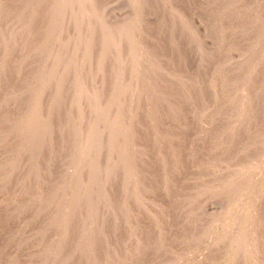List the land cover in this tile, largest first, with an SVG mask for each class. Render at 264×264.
<instances>
[{"label":"rangeland","instance_id":"rangeland-1","mask_svg":"<svg viewBox=\"0 0 264 264\" xmlns=\"http://www.w3.org/2000/svg\"><path fill=\"white\" fill-rule=\"evenodd\" d=\"M50 1L51 0H49L48 3H50ZM59 1H62V0H59ZM67 1L68 2L66 3V0H63V2H64L63 3V10L58 15L59 16V22H60L61 26L66 27V30H67V26H69L68 28L70 30H68V31H71V33H69L70 36L68 35L69 38H68L67 34H66V36H65V34L63 35V44L66 41H67V43H66V45H64V47L61 46L60 51H59V53L63 59V62L66 60L65 61L66 63H63V66H62L63 70L61 69L60 73L56 76H53V77H51L50 75L49 76L46 75V76H48V78H47L48 80L46 78H44L45 80H43L39 83L35 82L38 78H35V77L33 78L31 75L25 76V79L27 81H30L29 83L26 81L29 86L36 84L37 86L41 85V86H38V88L41 87V90L45 89V91L42 90L44 93H46L45 97H44L45 98L44 102L46 101L47 97H48V99H47L48 102L46 101V103H44L42 106V113H44L46 111V113L44 115L42 114L43 116L47 115V110L51 108V107L49 108V106H52L53 93L55 91L52 90L53 91L52 92L50 89L51 88L54 89L55 87H57V89L60 88V90L63 93L67 90L63 94L58 89L60 92V94H58V96L60 95V97L57 101L59 103L57 102V104L55 106L53 117L49 120L50 125L48 126V130L45 133L43 131H40L38 128L34 127L32 125L33 120L32 119L30 120V118H29V120L27 119L26 122L24 123L25 124V131H26L25 133L27 134V139H29V138L31 139V137L37 138L36 143H35L36 148L34 149L35 151L33 150L32 153L30 154L32 156H30V155L25 156L24 153L22 154V151L24 152V148H23L24 146L22 147V146L18 145L19 143H17L18 140H20V138L17 140L12 138V137H15V134H14L15 130L19 126L20 127L22 126V116H23V110H25V107H24L25 101L22 102V104H21V100L18 99L20 96L18 98L13 99L11 101V102H13V105L10 102L8 109H6V107L4 108V109H6L5 117H4V115H2V112H1L2 104L0 102V123H1L0 125H2V123H3V125L0 126V133L2 130L4 131L0 135V143H1L0 144V146H1L0 147V183H1L0 184V210H2V212L0 211V264H4V263L5 264H12V263L13 264H22V263L23 264H49V263L54 264L57 261L62 262L63 261L62 258L63 259L66 258L65 257L66 255H64V254H67V251H69V253L72 254V255L70 254L72 256V257L70 256L71 260L68 258L67 262H70L72 264H82L83 263L82 261H84L83 264H92V263L93 264H102L104 262H107L104 264H114V263L118 264L120 261L121 262L119 264H137L136 262H139L138 264H143L142 261L147 262L144 264H150L151 262H152L151 264H156V263L157 264H159V263L160 264H209V263L210 264H264V254H263L264 253V247H263L264 246V231H263L264 230V227H263L264 226V223H263L264 222V208H263L264 207V204H263L264 203V194H263L264 193V82H262V80H264V73H263L264 72V62H263L264 61V46H263L264 45L263 44L264 43V28H263L264 27V0H239V1L238 0L237 1L236 0H145V1L144 0H93V1L92 0H89V1H87V0H70V1L67 0ZM76 1H77V3H79V10L78 11H76L78 8V5H77V8L75 6L77 4ZM94 1L96 2V4ZM44 2H45V0H44ZM226 2H228V3H226ZM227 4H228V6H227ZM65 5L67 7H65ZM96 5H97V7H96ZM153 7H155L157 11L155 9H153ZM75 8H76V10H75ZM90 8H92V9H90ZM176 8H178V10ZM94 9H95V11H94ZM67 10H69V11L67 12ZM72 10L74 11V14L72 13L73 12ZM160 10H162L163 13ZM149 11H150V13H149ZM170 11H172L173 13ZM62 12H63V14H62ZM76 12H78L79 14L82 13V14H80V16H82V15H85V16L80 17L79 14ZM157 12H158V14H157ZM214 14H215V16H214ZM261 14H262V17H261ZM63 15H65V17L68 16L67 19L63 18L64 17ZM73 15H75V16H73ZM153 15H155V16H153ZM47 16L48 15H46V17H44L45 19L43 22L48 23V17ZM74 17H76V18L74 19ZM85 17H87L89 20L86 19ZM93 17L95 18L94 19L95 23L93 22V19H91ZM98 17H100V18H98ZM157 17H159L158 20H157ZM169 17H170V19H169ZM83 18H85V19H83ZM171 18L173 20H171ZM77 19H79V21ZM160 19H162V20H160ZM86 20H88V21L92 20L91 21L92 24L90 22L87 23ZM61 21H62V23H61ZM64 21H66V23ZM73 21H76L78 23V25L76 22L73 23ZM9 22L8 23L10 25L11 24L13 25V26L9 25L10 28L13 27V30H18V28H17L18 25H15L14 21L11 20ZM84 22H86V23H84ZM4 24H5L4 26H6V22ZM88 24L91 26H89ZM107 24H109V26ZM70 25H71V28H70ZM96 25H98V26H96ZM139 25L141 27H138ZM242 25H244V26H242ZM14 26L16 28H14ZM120 26H122V27H120ZM246 26H248V27L246 28ZM258 26H260V27H258ZM6 27H5V30H8ZM85 27L88 28V31H87V28H85ZM89 27H91V29L92 28H94V29L91 30V29H89ZM100 27H101V29H99ZM115 27L118 29H115ZM84 28L86 30L82 31V34H80L81 32L75 33V32H79L81 29L83 30ZM113 28L116 30L115 31L116 33H112ZM236 28H240V31H241L240 34L241 35L239 34V36L234 37L232 34H233L234 29H236ZM73 29H74V31H73ZM260 30H263V31H260ZM230 31H232V32H230ZM258 31H260L261 33L260 32L258 33ZM157 32L159 34L156 35ZM252 32H253V34H252ZM254 32H256V33H254ZM96 33L101 35V36L99 37L98 35H96ZM182 33H184V34H182ZM72 34L74 37L72 36ZM92 35H95V36H92ZM173 35H175L176 39H172L171 41H173L174 45L176 44V46L177 45L178 46L176 47V46L172 45L173 43L172 44L170 43L171 46L169 45V47L167 48L169 41H170V38L174 37ZM97 36H98V38H96ZM105 36H106V38H105ZM110 36H112L111 38H112L113 42L115 40H119V41H121V43H123L122 47L123 46L126 47V48L123 47V55L122 56L124 58H126V59H123V61H125V65L127 64L130 67H128L126 65L127 69H125L124 72L122 71L119 74V77L121 79L120 82L122 83V84H118V87H119L118 92L120 94L119 97H116V99H115V96L113 95L114 98L112 99V96L110 94L111 92H109L108 96H110L112 99V105H111L112 109H111V111L109 110L110 113L108 110L105 111L106 110L105 107H102V106H101L102 109L98 108L99 111L96 113V111H93L90 109H89L90 110L89 111L87 109L89 107H87L85 105V103L89 98H91V99L94 98L92 96V93L90 92L92 90L93 86L96 87L99 84L97 87L101 86V87H103L104 90H106L103 83H102V85H100L101 82L98 83V80L104 78V76L106 74L110 73L112 70H109L106 73H104L105 71H103L102 69L105 66H107V67H112L113 69H115L114 72H117L120 70L119 66L117 64H115L117 54H116V52H114L115 51L114 46H116V45L114 44L113 47H111V48H105L104 47L105 43H106L105 41ZM148 36H150L151 38ZM167 36H169V37L167 38ZM253 36H256V37L253 38ZM100 38H102V39L100 40ZM238 38L241 41H239ZM68 39L69 40L72 39V40H70V43L68 42ZM98 39L100 40V42H98ZM103 39H105V40H103ZM121 39H123V40H121ZM228 39H230V40H228ZM231 39H233V40H231ZM37 40L38 39L36 37V40L34 41V43L36 42L35 43L36 47L32 50H29L32 55H35V54L37 55L40 51H42V49L46 50V48L48 47V46L46 47V44L44 42H42L41 40L38 41V43H39L38 44ZM156 40H157V42H156ZM236 40H237V42H236ZM93 41H94V43H93ZM153 41H154V43H153ZM96 42L98 44L100 43L103 47L101 45L97 46ZM151 42L154 46H152V44H149ZM95 43H96V45H95ZM155 43H156V45H155ZM157 43L159 44V47H157ZM43 44L45 45V47ZM147 44L149 47H146ZM229 44H231L232 47L233 46H235V47L231 48V46H228ZM164 45H166V46H164ZM244 45H246V46L244 47ZM172 46L175 48H173ZM154 47H155L156 51L153 49ZM161 47H163L162 48L163 54L160 53V52H162ZM164 47L166 48V50L164 49ZM227 47L228 48L230 47L231 49L228 50ZM237 47H239L240 50ZM63 48H64V50H63ZM199 48H200V50H199ZM111 49H112V51L114 50L113 51L114 53L113 52L110 53ZM169 49L170 50L172 49V50L170 51ZM257 49L260 52L259 51L256 52ZM63 51L64 52L66 51V52L64 53ZM253 51H254V53H253ZM98 52H100V55ZM171 52H172V54H171ZM82 53H84V55ZM125 53H126V55H125ZM244 53L247 55L245 56ZM79 54H82V57L84 56V58L81 59L82 57L77 56ZM89 54H90V56H89ZM111 54L113 56H111ZM159 54L161 55V57ZM164 54H166V55H164ZM179 54L181 57L179 56ZM94 55H96L95 56L96 58H97V56H99L97 59L101 60V62L97 61V59L94 57ZM145 55H147V56H145ZM212 55H214V56H212ZM104 56H106V57L108 56L107 61L105 60L106 57H104ZM89 57H91V58H89ZM152 57H154V58H152ZM87 58H89L90 60L88 59L89 60L88 61ZM177 58H179V59L182 58V59L179 60ZM110 59L111 60L113 59L114 61L112 62V61H110ZM144 59L147 60L149 62V64L152 63V66L150 67V71H149V76H151V77L150 78L146 77V79L143 78L144 79V82H143V81H141V80H143L142 78H139V79H141L139 81V79L135 78V76L138 74V72L136 70H138L137 68H139L138 67L139 64ZM240 59H241V61H240ZM80 60L81 61L83 60V61L80 62ZM136 60H137V62H136ZM94 61H95V63H97L96 65H95ZM138 61H139V63H138ZM178 61H180V62H178ZM243 61H245V62H243ZM130 62H132V65L131 64L129 65ZM168 62H169V64H168ZM72 63L74 64V66L75 65L77 66V64H75V63H78L79 64L77 66L78 68L75 66V70H74V68L72 67L73 66ZM99 63H101V64L105 63V64H103V67H101L102 65L100 66ZM199 63L203 64V65L201 64L202 68H201V66L199 67V65H200ZM114 64H115V66H114ZM134 64L137 65V68ZM90 65H91V67L93 65L94 68L93 67L91 68ZM157 66L159 67V70L156 69ZM88 67H90V69ZM97 67L98 68L100 67L102 71L98 70ZM160 67L163 69L161 70ZM206 67H207V69L205 70ZM233 67L235 69H233ZM247 67H248V69H247ZM152 68L154 71H151ZM259 68H261V69H259ZM95 69H97V70H95ZM155 69H156V71H155ZM168 69L169 70L171 69V70L169 71ZM93 70H95V71H93ZM165 70H168L169 73H167V71H165ZM257 70L261 71L262 74L261 73L260 74L262 76L259 73L257 74ZM91 71L94 72V73H92L93 75H91ZM97 71H100L101 76L99 74H96V73H99ZM195 71H196V73H195ZM247 71H249V73H247ZM253 71H254V73H253ZM82 72H84V73H82ZM126 72H127V76H126ZM72 73H73V75H72ZM124 73H125V75H124ZM70 74H71V76H70ZM102 74H103V76H102ZM162 74H167V75H162ZM248 74L250 75L251 78L249 77ZM254 74H255V76H254ZM94 75H95V77H97V79H98L97 81H94L95 80ZM187 75H188V77H187ZM77 76H78V78H77ZM166 76H168V77H166ZM253 76H254V78H253ZM54 77L55 78L59 77V78L57 80ZM91 77H93V78L91 79ZM233 77H235V79ZM244 77L247 79H245ZM258 77H259V79H258ZM51 78L54 79V81L50 82L49 79H51ZM123 78H125V80ZM226 78H227V81H225ZM256 78L258 79V82L261 81L263 84L259 83V85L261 86L259 89V92H261V93H259L260 95L257 94V95H259V97H257V95H256L257 99L254 100L255 96L254 95L251 96V93H250V92H252V91H250L252 88L251 86L254 83L251 84L250 82L251 81L256 82L257 81ZM59 79H60V81H59ZM135 79L138 80V83H135V82H137ZM214 79L218 82L220 80L221 82H219V83L220 84L222 83L221 85H223L222 86L223 88ZM253 79H256V80H253ZM55 80H57V81H55ZM82 80H83V82H82ZM102 80H104V79H102ZM102 80H100V81H102ZM152 80H154V81H152ZM168 80H169V82H168ZM212 80H213L212 85L216 86L214 89L210 88V87H212V85L209 83V81L211 82ZM238 80H239V82H238ZM240 80H242L243 83ZM22 81L23 80L20 79V81L18 83L16 82L17 84H15L17 87H19L18 89H17V87L15 88V90L17 92H21L20 91L21 88L18 84L19 83L21 84L24 82V81L23 82ZM90 81H92V83L94 81V83L92 84V83H90ZM125 81H127V82L125 83ZM133 81H135V82H133ZM146 81H148V82H146ZM132 82H133L134 86H133ZM214 82L217 84H214ZM226 82H228L229 85ZM50 83H52V85ZM149 83H151L152 85ZM47 84L48 85L50 84L51 86L50 85L47 86ZM54 84H55V87L53 86ZM127 84H129V85H127ZM36 85L34 87H37ZM188 85H190V86L192 85V87H190ZM207 85H209L210 87H208ZM7 87H6L7 89H5V90H9L10 85ZM128 87H129V90L131 89L130 91L137 92L139 90L137 93L142 94L141 95L142 99H140L141 100L140 102H139V100H135L136 103H138V105L135 103V105L131 106L130 102L128 105L126 104L130 100V97H129L128 101H126L129 95L128 96L126 94L121 95V93H123V92L125 93V90ZM142 88H146V89H142ZM217 88H218V90H217ZM219 88L220 89L222 88L220 90V93H217L220 96L217 94L215 96L214 92L215 91L219 92ZM31 89H34V88H31ZM63 89H65V90H63ZM82 89H83V91H85L84 95L87 94L86 97L82 94L83 93L81 91ZM248 89H249V91H248ZM55 90H56V88H55ZM68 90H69V93H68ZM70 90H72V91H70ZM147 90H149V91H147ZM210 90H211V93L213 92L212 94L210 93ZM212 90H214V91H212ZM30 91H32V90H30ZM77 91H80L81 93L79 94V93H77ZM175 91H176V93H175ZM190 91H193L194 93L193 92L190 93ZM32 92L29 94H32ZM70 92H72V94H70ZM74 92H76V94ZM171 92H174V93H171ZM224 92H227V93L224 94ZM105 93L108 94V92H106V91H105ZM177 93H178V95H177ZM203 93H204V96L200 95ZM248 93L250 94V96L248 95ZM65 94H67V95H65ZM77 94H79L78 95L79 98L76 99V102H77V100H79L78 102H81V103H78V104L76 103V105H77L76 106L75 104H73V103H75V101L73 100V96L77 95ZM171 94L174 95V97ZM188 94L189 95L191 94L190 96H192L193 98H191ZM244 94H246V95H244ZM80 95H81V97H80ZM170 95H171V97H170ZM33 96H35V94H32L30 96L31 98L29 97L30 102H29V100L26 101V105L30 106L29 104L31 103V106L29 109L31 111L33 110L32 111V112H34L33 117H35L37 105H34L36 103V101H35L36 97L33 98ZM144 96H146V97H144ZM229 96L232 100L230 98L228 100ZM62 97H63V99H66V101L63 100ZM143 97L146 99L143 100ZM150 97L152 99L149 100ZM213 97H214V99H213ZM81 98H83V99H81ZM86 98H88V99H86ZM120 98L122 100L124 99L125 101H122ZM165 98H167V99H165ZM210 98L213 99V101ZM245 98H249V99L247 100L246 106H243V105H241V102ZM250 98H252V99H250ZM16 99H17V101H16ZM71 99L73 102L71 101V103H70ZM119 99H120V101H118ZM168 99H170L169 103H168ZM202 99H203V101H202ZM215 99H217V100H215ZM236 99H238L239 102H237ZM196 100H199V101L197 102ZM230 100L232 101L230 103H233V105L228 103V101H230ZM67 101H69V104H67L68 103ZM146 101H149V103H147ZM163 101L165 103H167L168 110H165V112L161 111L162 113L159 112L157 115V113H155L154 108H155V106H158L161 103H163ZM206 101L209 103V106H208V103ZM65 102H67V103H65ZM211 102H213V103H211ZM49 103H51V104H49ZM142 103H143V105H142ZM46 104L47 105L49 104V105L47 106ZM71 104H73L74 107ZM82 104H84L85 106ZM201 104H203V105H201ZM210 104H211V106H210ZM216 104H218V105H216ZM69 105H70V108H69ZM114 105H116L115 106L116 108H113ZM149 105H155V106L147 107ZM173 105H174V107H173ZM222 105L224 106L223 108H222ZM202 106H203V108H204V106H206L208 109H206V108L202 109ZM217 106H218V108H217ZM238 106H240V107H238ZM31 107H33V109ZM56 107H57V109H56ZM71 107L75 111L78 110V112L74 113V110H72ZM78 107L81 110H79ZM198 107H199V109H198ZM209 107H210V109H209ZM228 107H230V108H228ZM46 108H48V109H46ZM130 108H132V109H130ZM193 108H194V110H193ZM195 108L198 110L196 111ZM236 108H237V110H236ZM238 108H240V109L245 108V110H239L240 112L238 113L237 112ZM82 109H84V111ZM115 109H117V110H115ZM181 109L182 110L184 109V110L182 111ZM220 109H223V112L219 111ZM121 110H123L122 111L123 114H122V112L121 113L119 112ZM190 110L191 111L193 110V111L189 112ZM204 110H205V112L203 113L202 111H204ZM232 110H234V112H232ZM39 111H40V109H39ZM80 111H82V112L80 113ZM88 111H89L90 115H88V114L86 115V113H88ZM91 111H92V113H91ZM101 111L102 112L104 111L105 113H102ZM115 111L116 112L118 111V112L116 113ZM145 111H150V112L147 113ZM212 111H214L215 113L218 112V113H216L217 116ZM227 111H228L229 116L226 113ZM72 112L75 114V117H74V114H70ZM180 112H183L184 115L180 114ZM99 113L101 115H99ZM149 113H151V114H149ZM154 113L156 116H158L159 119L157 118V120H154L152 118V115H154ZM192 113H194V114L196 113V115H194ZM207 113H210V114L212 113V114L210 115ZM224 113H226V114H224ZM66 114H68L67 115L68 118H67ZM81 114H83V115H81ZM190 114H191V116H190ZM197 114H200V115L202 114V115H204V117H206V115H207L208 117L204 118L201 116V118H200V115H197ZM219 114H220V116L222 115L223 118L226 116V119H228V120L224 119V124H220L221 122L223 123V121H221L222 118L219 116ZM71 115L74 118L70 119ZM92 115H94L95 117L93 118ZM112 115H114L115 117ZM172 115H173V117H172ZM1 116H2V118H1ZM79 116H80V118H79ZM116 116H118V117H116ZM195 116H196V118H195ZM210 116H211V118H210ZM213 116L214 117L216 116L215 117L216 119ZM58 117L61 120H59ZM89 117H90V119H89ZM91 117H92V119H91ZM103 117H105V119ZM113 117H114V119H112ZM140 117H142V118L140 119ZM147 117L150 120L147 119ZM170 117H172V118H170ZM177 117H178V119H177ZM189 117H190V119L192 118V120H190ZM217 117L219 118L220 123H218L219 121H218ZM95 118L96 119L99 118V119L96 120ZM102 118H103V120H102ZM122 118H123V120H122ZM175 118L178 121H176ZM4 119H5V121H2ZM56 119H57V121H56ZM126 119L128 121H126ZM245 119H246V121H245ZM10 120H11V122H14V123H11V122L6 123ZM99 120H101L100 123H102L100 125H99ZM119 120L122 121L123 123L119 122ZM225 120H226V122L228 121L226 123L227 128H225L226 127ZM235 120H236V122H235ZM61 121H63L64 124L62 127H59ZM174 121L176 122L175 124H174ZM248 121H250V122H248ZM84 122H85V125H84ZM91 122L97 125V126H95L96 129L93 127L94 125ZM127 122L131 123V127L128 131L123 132L122 127ZM202 122H207L208 126L205 127L206 123L204 124ZM89 123L92 125V127L90 126ZM115 123H118L119 125L118 124L115 125ZM217 123H218V125L215 126ZM236 123H238V124L236 125ZM12 124H13V126H12ZM103 124L105 127H103ZM110 124H111V126H110ZM137 124H139V125H137ZM158 124H160V125L157 126ZM228 124H230V125H228ZM231 124L232 125L234 124L236 126L235 127L233 125L234 130L232 129L233 126ZM88 125L92 128V130H89L91 128H88ZM137 126H139L140 128L138 129ZM241 126H243V127H241ZM109 127H111L110 131L114 128L112 130L113 136L112 137L110 136L111 140L108 139L109 136H107V135H109L108 134ZM132 127H133V129H132ZM157 127H159V128H157ZM187 127H190V128H187ZM215 127L217 129H215ZM221 127L223 128V130ZM49 128L52 129V132L50 131ZM93 128L95 130H93ZM100 128H102L103 133L101 132ZM105 128H107V129L104 132L103 130H105ZM162 128H163V130H162ZM219 128H220V131L218 130ZM230 128L232 129L233 132L231 131ZM97 129H100V131ZM144 130L150 131V134H151L150 140L151 141L145 139V137H144L145 131ZM205 130H206V132H205ZM239 130H241L242 132H240ZM48 131L50 134L48 133ZM54 131H55V133L57 131H59L58 137H56V139L53 138L51 140L52 142L49 141L50 142L49 145H48L49 142L47 143L48 146L47 145L44 146L41 149L42 151H39L40 149L38 150V148H40L41 145L39 144L40 146H38V141H40V139L43 137V135H46V133H47L46 137L47 136L49 137L50 135L52 136ZM162 131L165 134L164 135L165 141H164L163 149H162V154H163L162 157H164V158H166V156L169 157V158L167 157L164 160H162L163 158H161V152H159V150L156 148V145H155L156 141L154 139L156 134H161ZM176 131H178V132H176ZM207 131H208V134H207ZM134 132H136V133H134ZM42 133H44V134H42ZM133 133H134V135H133ZM138 133H139V135H138ZM193 134H197V135L193 136ZM221 134H223L222 137L220 136ZM135 135L137 136V138ZM153 135H154V137H153ZM170 135H172L173 137ZM207 135H208V137H207ZM79 136H81L83 138H81ZM104 136L106 139H104V138L102 139V137H104ZM133 136H135V137H133ZM168 136H170L169 139L167 138ZM187 136L193 137L194 139L193 138L191 139L190 137H187ZM202 136H204L205 138L201 139ZM214 136H216L217 138ZM235 136H236V138H235ZM74 137L75 138L76 137L81 138V142L84 140L82 142V145H80L81 148L79 146V148L77 149V148L72 146L71 142L75 139ZM113 137H114V139H113ZM126 137H127V139H126ZM182 137H183V139H182ZM10 138L13 140H11ZM220 138H222V139H220ZM230 138H232V139H230ZM25 139H26V137H25ZM117 139H118V141H117ZM122 139H125V141L122 142L123 141ZM130 139H132V141ZM152 139H154V141H155L154 143H153ZM178 139H181V141L179 142ZM225 139H226V141L224 142ZM3 140H5V141H3ZM102 140H106V141H102ZM126 140L127 141L129 140V141L127 142ZM193 140H195V141H193ZM229 140H232V141H229ZM2 141L6 142V143H7V141H9V142L7 144H5ZM90 141L92 142L91 145L93 146L92 147L93 152H92V150L89 152V150H90L89 146L90 145L87 146V143L88 144L91 143ZM202 141H203V143H202ZM14 142H15V144H14ZM20 142H23L22 139ZM116 142L118 145L115 144ZM120 142L123 144H121ZM8 144H9V147H7ZM106 144L109 146H107ZM140 144H142V145H140ZM174 144H175V146L177 145L176 149H175V146H173ZM191 144H193V145H191ZM226 144H228V146ZM3 145H5V147ZM103 145H106V147L105 146L103 147ZM197 145H198V149H197ZM16 146L17 147L20 146L19 147L20 153L17 150H15ZM64 146H66V147H64ZM82 146L84 149L82 148ZM85 146H86V148H85ZM191 146H194V147H191ZM229 146H231V147H229ZM151 147H152V149L153 148H155V149L151 150ZM170 147H172V148H170ZM6 148H9L10 150H8ZM97 148H98V150L96 151L95 149H97ZM148 148H149V150H147ZM123 149H125L124 150L125 152L123 155L125 156V159H126V166H125V170H123V172H122L121 169L117 166L118 165L117 156H118V154H121L120 151H123ZM128 149H131V150L127 151ZM170 149L171 150L173 149V150L171 151ZM239 149L241 150V152ZM12 150L14 152L16 151L15 152L16 155L13 152L10 153ZM74 150L77 152H75ZM157 150H158V152H157ZM8 151H10V152H8ZM43 151L45 152V154L44 153L42 154ZM66 151H67V153H66ZM69 151L71 152L70 155H69ZM79 151L83 152V153L85 151H88L91 155V157H89V160H83V156L80 157V154L83 155V153H80ZM143 151L145 154H143ZM211 151H213V152H211ZM139 152H141V153H139ZM182 152H184V153H182ZM51 153L56 155V157L54 158L53 157L54 155ZM93 153H95L96 157L98 156L97 159L95 158ZM148 153H150V154L148 155ZM159 153H160V157L158 156ZM181 153H182V155H181ZM214 153H215V155H213ZM18 154H22V155H18ZM140 154H141V156H140ZM173 154H174V157H173ZM177 154H178V157L176 158ZM191 154H193V155H191ZM4 155H5V157H4ZM17 155L20 156V158L23 156V158L22 159H20L19 157L17 158ZM62 155H63V157H62ZM92 155H93V157H92ZM208 155H210L211 157H208ZM48 156H49V158H48ZM100 156L102 157L101 159H99ZM104 156H106V157H104ZM204 156H206V157H204ZM13 157H15L16 159ZM37 157L39 159H37ZM158 157L161 159L158 160ZM186 157H188V158H186ZM31 158H32V160H31ZM56 158H58V159H56ZM112 158H113V162L110 161V159L112 160ZM152 158L153 159L157 158L156 163H155V160H153ZM172 158L175 159L173 162H174V164H176V166L172 163V160H173ZM178 158L180 160L182 158L183 159L181 161L180 160L178 161ZM189 158L192 160H189ZM204 158H207V159L205 160ZM209 158L211 159V161L208 160ZM8 159H13V160H8ZM17 159H19V160H17ZM44 159L47 161H45ZM142 159H144V161ZM202 159H204V160H202ZM42 160H43V162L44 161L45 162L43 163ZM51 160H53V162ZM146 160H148L149 162L151 160L152 164L149 163L148 161L146 162ZM157 160L159 163L157 162ZM184 160H185V162H184ZM24 161H26V162H24ZM49 161H50V163H49ZM62 161H64V164H62ZM92 161H94V162H92ZM188 161L189 162L191 161V162L188 163ZM6 162H7V164H6ZM31 162H32V164L35 163L36 166L34 164H33V166L35 167L34 171H36V172H34V171L31 172L33 169L32 168L30 170V172L28 173V171H29L28 168L33 167L31 165ZM90 162H92V163L90 164ZM104 162L109 163V164H104ZM138 162L140 164H138ZM164 162L166 164L169 162V164H168L169 169L167 167L166 170L167 171L169 170L168 172H170V174L167 171H166L167 173L165 174V170L163 169V166H162L164 164ZM211 162H212V164H211ZM236 162H238V163H236ZM8 163H10V165ZM20 163L22 164L21 166L23 168H20L21 167V166H19ZM37 163H38V165H37ZM87 163H89V164H87ZM180 163H182V164L180 165ZM185 163H186V166H184ZM213 163H214V165H213ZM76 164L81 165V169L82 168H84V169H82V170L79 169V171H77L78 167ZM93 165H94V167H93ZM96 165H97V167H96ZM188 165H190V166H188ZM214 166H216V167H214ZM14 167H15V169H13ZM185 167H187V168H185ZM212 167H214V168H212ZM17 168L20 170L18 171ZM195 168H197L198 170ZM4 169L7 171H5ZM21 169H22V171H21ZM99 169L101 172L99 171ZM136 169H138V170H136ZM1 170L3 171V175H2ZM109 170H110V172H109ZM140 170L142 172H144V170H145V172L142 173ZM88 171H90V172H88ZM113 171H114V173H113ZM115 171H117V172H115ZM120 171H121V173H118ZM110 173H113L114 176L109 175ZM116 173H118L119 175H116ZM162 173L165 175L162 176ZM29 174H32V175L29 177L28 176ZM81 174H82V176H81ZM173 174L175 177L173 176ZM197 174L199 175V177H197L198 176ZM10 176H12V177H10ZM33 176H36V177L33 178ZM47 176H49V178ZM76 176H79V177H76ZM164 176H166V178ZM204 177H205V179H204V183H203ZM25 178L27 180L29 179L28 180L29 182L27 180H25ZM35 178H36V180H35ZM45 178L48 180H46ZM115 178H116V180H115ZM109 179L113 180V181L109 183ZM132 179H133V182H132ZM200 179H202V180H200ZM207 179H209V181ZM220 179L222 181H225L224 183L222 182L223 185L225 184L224 186L221 184ZM223 179H225V180H223ZM20 180L27 182V183L24 184V182H22ZM205 180H207V181H205ZM211 180H213V181L211 182ZM75 181H77L78 184H77V182L75 183ZM130 181L132 183H130ZM186 181H187V183H186ZM37 182H39V183L36 185ZM181 182H182V184L180 185ZM227 182H229V183L227 184ZM2 183H5V184L2 185ZM162 183H163V185H162ZM99 184H101V188H103V189L98 190ZM108 184L110 186L107 188ZM113 184H115V186ZM220 184L222 185V187ZM20 185H21V188H24V189H20L22 192L21 196H19V194H18V191H19L18 188ZM78 185H80V187ZM87 185H89V186L86 187ZM167 185H169V186H167ZM170 185H173L174 187L172 188V186H170ZM175 185L176 186L178 185L177 186L178 188ZM198 185H200V186H198ZM5 186L7 187V189ZM72 186H74V188ZM35 187H37V189H35ZM70 187H72V188H70ZM81 187H82L83 191H82ZM114 187L116 190L114 189ZM193 187H196V188H193ZM198 187H200V188H198ZM51 188H53V189H51ZM93 188H95V189H93ZM167 188L169 190H166ZM234 188H236V189H234ZM123 189H125V191ZM152 189L154 192L151 194L149 190H152ZM163 189H164V191H162ZM173 189L176 191H174ZM4 190L7 192H4ZM73 190H76V191H73ZM96 190L98 191V193H95ZM136 190H137V192H136ZM194 190L196 192H194ZM188 191H190V192L188 193ZM83 192H85V194ZM106 192L107 193L109 192L110 194L109 193L108 194L113 196L112 197L113 200L116 197V199L114 200L116 206H115V209L113 211V213L115 212L114 213L115 217L112 215V218L113 217L114 218L113 219L111 218L112 220L110 219L112 222V225H114L115 227L117 226L118 229H120V230L124 229L123 231L119 230L122 235L120 236L119 240H117V242L116 241L114 242L113 234H111V231L110 230L107 231V229L103 228L102 225H100L101 224L100 220H102L103 212L105 210V204H106L105 202L107 201V197H106L107 193ZM159 192H160V194L162 193L165 196L158 195ZM169 192H171L170 195H168ZM82 193L85 196H86V194L91 195V196L90 195L89 196L92 199L93 206H92V204L87 205V203H85V200H84L85 196ZM100 193H103V194L100 195ZM140 193H141V195H140ZM46 194H47V197H46ZM50 194H51L52 200L49 204V200H48L49 197L48 196ZM81 194H82V196H81ZM96 194H98V195H96ZM116 194H119V195H116ZM176 194H179V195H176ZM200 194L205 196L206 199H204L203 196H200ZM6 195H8L9 197ZM65 195L66 196L68 195V196L66 197ZM94 195L96 197L99 196V199H98V197L97 198L94 197ZM131 195H133V196H131ZM152 195H154L153 197L156 198L155 200H154V198H151ZM167 195L169 197L171 196L170 201H172L171 202L172 207H170V209L166 208L165 211H164V209L159 210L161 208V207L159 208L160 203L162 202L163 198H165ZM190 195L192 196L191 198L193 200L188 198ZM83 196H84V198H82ZM101 196L104 197L103 198L104 201H103ZM157 196H160V197H157ZM232 196H234V197H232ZM94 198H96V200H95L96 202L94 201ZM121 199H122V201H120ZM144 199L146 201H144ZM189 199L192 202L194 201V199H196L198 201L196 202V200H195L192 203ZM217 199H219L220 201ZM128 200L130 203H127ZM139 200H142L143 202L139 201ZM156 200H159L160 202H159L158 206L154 207L155 205H153V203L158 202V201L156 202ZM201 200H203V201H201ZM131 201H133V202H131ZM3 202H4V204H3ZM64 202H65V204H64ZM186 202H188V203L186 204ZM190 202L193 204V206H191L192 204ZM61 203H63V204H61ZM135 204L137 206H138V204L140 206H142V204L143 205L146 204V205L142 206V207H140V206L136 207ZM197 204H199L198 206L201 205L202 207L201 206L198 207ZM261 204H263V205H261ZM86 205L88 207H86ZM124 205L126 206L125 208H127V209L124 208ZM131 205L133 207H131ZM148 205L150 207L149 209H148ZM189 205H190V208H189ZM4 206H6V208ZM73 207H75L77 209H75ZM180 207H182V208H180ZM194 207H198V208L195 210ZM72 208L75 209V211H73ZM140 208L142 209V211H144V210L145 211L142 212ZM78 209H80V210H78ZM135 209H137L138 211ZM147 209H148V212L150 213V215L146 211ZM181 209H183V210L180 213L179 211ZM185 209H187V210L189 209L190 213H192L195 210L196 213H194L195 212L194 211L193 215L191 216V214L189 212L184 211ZM125 210H126V212H125ZM71 211H73V213L74 212L75 213L73 214V213H71ZM80 211H81V213L78 214V212H80ZM117 211H119V212H117ZM135 211H137L136 212L137 214L135 213ZM139 211L141 214L139 213ZM160 211L162 212L161 213L162 215L160 214ZM167 211L171 212V214L169 212L167 214L166 213ZM198 211H199V213H198ZM3 212H5V213H3ZM51 212H53L54 214ZM57 212H58V214L56 215L55 213H57ZM164 212L166 213L167 216L164 215L165 214ZM8 213L10 215H8ZM70 213H71V215H69ZM144 213L146 215L148 214L147 215L148 217L146 215L143 216ZM158 213H159V216L157 215ZM173 213H174V215H173ZM77 214L79 215V217ZM80 214L82 216L84 215V217L80 216ZM92 214L94 215L95 218L93 217ZM138 214L142 217H140ZM75 215H77V217ZM121 215H123L124 217L123 216L121 217ZM154 215L155 216L157 215L156 218H158V220H156V221L153 220V219H155ZM163 215H164V217H163ZM261 215H263V216H261ZM54 216H56V218ZM64 216L67 218L65 219ZM198 216H200V217L203 216L204 218L203 217L200 218ZM60 217H62V218L60 219ZM152 217H153V219H151ZM84 218H85V220H84ZM98 218H99V223L96 225V223L98 222ZM126 218H127V220H126ZM167 218H169L170 221ZM67 219L69 220V222ZM76 219H80L81 223H79ZM115 219H117V220H115ZM146 219L149 221H147ZM180 219H181V221H180ZM193 219H194V221H192ZM58 220H59V222L61 221L64 224L61 225L62 224L61 222H60L61 224H59ZM120 220H122V221H120ZM145 220H146V222H145ZM167 220L169 222H167ZM178 220H179V222H178ZM188 220H191V221L188 222ZM131 221H134V223L136 225L134 223H132ZM42 222L46 225H44ZM88 222L90 224H87ZM149 222H150V225L152 228L149 226V224H148ZM180 222H182L183 224L181 225ZM82 223H85V224H82ZM140 223L141 224L144 223V225H141ZM193 223H195V224L193 225ZM120 224L122 226H120ZM130 224H131V226H130ZM139 224L141 225V227H137V226H140ZM174 224L176 226H174ZM42 225H44L45 227ZM76 225H78V226H76ZM153 225H155V226H153ZM167 225H169L171 230L169 228L166 229ZM177 225L180 226L181 228L177 227ZM40 226H41V228H40ZM95 226H97V227H95ZM187 226H190L191 228L194 226L195 228L194 227L192 229L189 227L186 228ZM199 226H200V228H198ZM69 227H71V229H69ZM99 227L101 230L98 229ZM142 227H144L145 230L142 229ZM173 227H175V230L177 232L175 231V233H174V229L172 230ZM256 227L258 229H256ZM259 227H260V229H259ZM36 228H37V230H36ZM72 228H74V229H72ZM82 228H83V230H82ZM86 228H89V229L87 230ZM130 228H132V229L130 230ZM148 228L149 229L151 228L150 229L151 230L150 234L152 232V234L150 235L151 240L149 239V234H148L149 232H147V231H149ZM177 228H179V230ZM65 229H67L68 231H71V232H68L69 235L66 234L67 231ZM84 229H86V231ZM104 229H105V231H104ZM146 229H147V231H146ZM182 229L183 230L185 229L186 232L188 230L187 234H186L185 230H184L185 233L181 232V231H183ZM73 230H77V231H74V233H73ZM140 230L143 232H141ZM194 230L195 231L199 230V231L194 232ZM65 231H66V233H65ZM81 231H85V232L88 231L87 232L88 235H85V232L83 233ZM161 231H163V232H161ZM226 231H228V232L230 231V232L228 233ZM78 232L80 234H78ZM100 232H101V234H100ZM103 232L104 233L106 232L105 235ZM145 232L148 234L147 237H144V236H146ZM158 232H159V234L157 237L156 235ZM191 232H193V233H191ZM95 233L98 235H96ZM142 233H144V235ZM182 233H183V235H182ZM188 233H190V234L188 235ZM36 234H37V236H36ZM64 234H66L65 237H63ZM75 234H76V236H75ZM165 234L169 235V236L165 237ZM226 234H227V236H226ZM100 235H102V237ZM162 235H164V237ZM228 235H231V236L229 237ZM232 235H233V237H232ZM86 236L89 238H87ZM96 236L98 237L97 240L94 239ZM142 236L146 239H144ZM185 236H188L189 239ZM190 236H193V237L190 238ZM70 237L72 240L69 239ZM99 237H100V239H99ZM173 237H175L174 238L175 240L172 239ZM238 237H240V238H238ZM56 238H58V239L56 240ZM136 238H137V240H136ZM182 238H184V239H182ZM234 238H237V240ZM24 239H28V240H24ZM87 239H89V240L92 239V240L89 241ZM138 239L140 241L139 245H138V242H139ZM161 239L162 240L164 239L163 240L164 242ZM245 239H247V240H245ZM252 239L256 240V241H252ZM69 240H71V241H69ZM75 240H77V241H75ZM112 240H113V242H112ZM155 240H157V241H155ZM167 240H168V243H166ZM27 241H28V244H27ZM97 241H98V243H97ZM110 241L114 244L111 245L109 254L107 253V255H105V253L103 251L106 248L105 246H107V244ZM161 241L163 243H165V247L162 246L164 244H162ZM235 241H237V242H235ZM63 242H65V243H63ZM152 242H154L155 245ZM74 243L75 244L77 243V245H79L78 246L79 248ZM91 243H92V245H90ZM146 243H147V245H146ZM167 244H169L170 248L169 247L168 248L170 249L171 252L168 250ZM245 244H247V245H245ZM26 245H27V247H26ZM93 245L95 246L94 250L92 249ZM97 245H99V247ZM100 245H101V247H100ZM114 245H115V247H114ZM148 246H152V247H149L150 248L149 249ZM113 247H114V249H113ZM161 247H163V248L161 249ZM258 247H259V249H258ZM97 248H99L100 250L99 249L97 250ZM141 248H143L144 251ZM156 248H159V249L156 250ZM171 248H173L174 250ZM236 248H237L236 253H235L236 256H234L233 251ZM130 249H131V251H130ZM134 249L135 250L137 249L138 251L137 250L135 251ZM147 249H149L150 251ZM124 251H126V252H124ZM166 251L168 253H166ZM138 252H140V254H138ZM153 252L155 254L158 253V255H155ZM4 253H6V254H4ZM39 253H41V254H39ZM91 253H93L95 255H93V254L91 255ZM96 253H98V254H96ZM152 253H153V255H152ZM169 253H172V254H169ZM240 253H242V254H240ZM49 254L50 255L53 254L54 256L53 255L50 256ZM46 255H49V256H46ZM108 255H109V257H108ZM130 255L133 257H131ZM136 255H138V256H136ZM166 255H168V257ZM169 255H170L171 259H169L170 258ZM237 255L239 258H237ZM1 256H2V258H1ZM148 257H150V258H148ZM166 257H167V259H166ZM50 258L51 259L53 258V259L51 260ZM123 258L127 259L126 263L122 262V261H125ZM137 258H138V261H135V260H137ZM3 259L5 261H3ZM43 259H46V260H43ZM162 259H163V261H162ZM55 260H57V261H55ZM76 260H77V262H76ZM139 260H142L141 261L142 263H140ZM96 261L98 263H96ZM148 261H150V262H148ZM160 261H162V262H160ZM45 262H47V263H45Z\"/></svg>","mask_w":264,"mask_h":264},{"label":"bare ground","instance_id":"bare-ground-1","mask_svg":"<svg viewBox=\"0 0 264 264\" xmlns=\"http://www.w3.org/2000/svg\"><path fill=\"white\" fill-rule=\"evenodd\" d=\"M48 1L49 0H45V2H44V0H0V102H1V104H2V109H1V112H2V115H4V117H5V112H6V109H8V107H9V105H10V102L13 100V99H15V98H18L19 96V98L18 99H20L21 100V104H22V102H24V107H25V110H23V116H22V126L20 127H18L16 130H15V132H14V134H15V137H12V138H14V139H19L20 138V140H18V142L17 143H19L18 145H20V146H24L23 148H24V152L22 151V154L24 153V155L25 156H27V155H30L31 153H32V151L36 148L35 147V143H36V139L37 138H34V137H31V139L29 138V139H27V134L25 133L26 131H25V122H26V120L28 119L29 120V118H30V120L32 119L33 120V122H32V125L34 126V127H36V128H38L40 131H43L44 133L48 130V126L50 125L49 124V120L53 117V114H54V110H55V106H56V104H57V100L59 99V97H60V95L58 96V94H60V92H59V90H60V88H58L57 89V87H55V84L53 85L55 88H56V90H55V88L54 89H50L51 91L52 90H54L55 92L53 93V99H52V106H49V108L50 109H48V108H46V109H48L47 110V115H45V116H43L45 113H46V111L44 112V113H42V106H43V104L44 103H46V101H47V99H48V97H47V99H46V101L44 102V97H45V94L46 93H44L43 91H45V89L42 91L41 90V87L40 88H38V86H41V85H36L37 87H34L35 85H31V86H29L28 85V83L30 82V81H27L26 79H25V76L26 75H31L33 78L35 77V78H38L35 82L37 83H39V82H41V81H43V80H45L44 78H48V76L50 75L51 77H53V76H56V75H58L59 73H60V71H61V69L63 70V68H62V66H63V63H66L65 61L63 62V59H62V57H61V55H60V53H59V51H60V47L61 46H63L64 47V45H66V43H67V41L66 42H64V44H63V35L65 34V36H66V34H67V36L69 35V33H71V31H68V30H70L68 27L69 26H67V30H66V27H62L61 26V24H60V22H59V13H61V11L63 10V0L62 1H59V0H51L50 1V3H48ZM70 1V0H69ZM87 1H89V0H87ZM93 1V0H92ZM145 1V0H144ZM237 1V0H236ZM239 1V0H238ZM68 1L66 0V3H67ZM72 2V1H71ZM95 2V1H94ZM76 3H77V1H76ZM83 3V2H82ZM88 3V2H87ZM137 3V2H136ZM135 3V4H136ZM172 3V2H171ZM226 3H228V2H226ZM69 4V3H68ZM85 4V3H84ZM95 4H96V2H95ZM77 5H78V8H77ZM88 5V4H87ZM137 5V4H136ZM149 5V4H148ZM76 8H77V10H76V8H75V10L76 11H78L79 10V3H77L76 5ZM134 6V5H133ZM173 6V5H172ZM227 6H228V4H227ZM256 6V5H255ZM65 7H67L66 5H65ZM64 7V8H65ZM93 7V6H92ZM96 7H97V5H96ZM101 7V6H100ZM166 7V6H165ZM198 7V6H197ZM72 8V7H71ZM89 8V7H88ZM102 8V7H101ZM245 8V7H244ZM82 9V8H81ZM90 9H92V8H90ZM97 9V8H96ZM153 9H155L156 10V8L155 7H153ZM160 9V8H159ZM168 9V8H167ZM177 10H178V8H176ZM195 9V8H194ZM257 9V8H256ZM86 10V9H85ZM88 10V9H87ZM175 10V9H174ZM244 10V9H243ZM69 10H67V12H68ZM73 11V10H72ZM92 11V10H91ZM90 11V12H91ZM94 11H95V9H94ZM153 11V10H152ZM157 11V10H156ZM161 12H162V10H160ZM164 11V10H163ZM241 11V10H240ZM80 12V11H79ZM85 12V11H84ZM154 12V11H153ZM170 12H172V11H170ZM73 14H74V11L72 12ZM71 13V14H72ZM76 13H78V12H76ZM136 13V12H135ZM149 13H150V11H149ZM156 13V12H155ZM163 13V12H162ZM161 13V14H162ZM173 13V12H172ZM171 13V14H172ZM214 13V12H213ZM216 13V12H215ZM222 13V12H221ZM260 13V12H259ZM62 14H63V12H62ZM61 14V15H62ZM79 14V13H78ZM80 14H82V13H80ZM80 14H79V16H80ZM153 14V13H152ZM157 14H158V12H157ZM166 14V13H165ZM170 14V13H169ZM218 14V13H217ZM46 15H48L47 17H48V23H46V22H43L44 21V17H46ZM68 15V14H67ZM77 15V14H76ZM151 15V14H150ZM156 15V14H155ZM155 15H153V16H155ZM64 17L63 18H66L67 19V17H65V15H63ZM73 16H75V15H73ZM78 16V15H77ZM82 16H85V15H82ZM82 16H80V17H82ZM90 16V15H89ZM157 16V15H156ZM214 16H215V14H214ZM71 17V16H70ZM79 17V18H80ZM88 17V16H87ZM87 17H85L86 19H88ZM91 17V16H90ZM134 17V16H133ZM144 17V16H143ZM146 17V16H145ZM261 17H262V14H261ZM76 17H74V19H75ZM85 18H83V19H85ZM98 18H100V17H98ZM139 18V17H138ZM158 18L159 17H157V20H158ZM90 19V18H89ZM88 19V20H89ZM91 19H93V22H94V17L93 18H91ZM97 19V18H96ZM169 19H170V17H169ZM14 21V23H15V25H18V30H13V27L12 28H10V26L12 25H10L9 23V21ZM78 21H79V19H77ZM81 20V19H80ZM88 20H86V22L87 23H91L92 24V20H90V21H88ZM114 20V19H113ZM160 20H162V19H160ZM171 20H173L172 18H171ZM180 20V19H179ZM82 21V20H81ZM84 21V20H83ZM6 22V26H4L5 23ZM9 22V23H8ZM65 23H66V21H64ZM74 22H76V21H73V23ZM86 22H84V23H86ZM169 22V21H168ZM261 22V21H260ZM61 23H62V21H61ZM72 23V22H71ZM77 23V22H76ZM83 23V22H82ZM95 23V22H94ZM145 23V22H144ZM260 24V23H259ZM258 24V25H259ZM263 24V23H262ZM10 25V26H9ZM77 25H78V23H77ZM76 25V26H77ZM80 25V24H79ZM85 25V24H84ZM83 25V26H84ZM89 25V24H88ZM108 26H109V24H107ZM112 25V24H111ZM147 25V24H146ZM145 25V26H146ZM180 25V24H179ZM245 25V24H244ZM244 25H242V26H244ZM13 26V25H12ZM65 26V25H64ZM82 26V25H81ZM89 26H91V25H89ZM96 26H98V25H96ZM113 26V25H112ZM115 26V25H114ZM157 26V25H156ZM241 26V27H242ZM250 26V25H249ZM261 26V25H260ZM260 26H258V27H260ZM5 27L8 29V30H5ZM78 27V26H77ZM88 27V26H87ZM87 27H85V28H87ZM95 27V26H94ZM120 27H122V26H120ZM138 27H141L140 25L138 26ZM143 27V26H142ZM148 27V26H147ZM180 27V26H179ZM248 26H246V28H247ZM14 28H16L15 26H14ZM43 28V29H42ZM70 28H71V25H70ZM74 28V27H73ZM81 29L79 32H75V33H80V34H82V31H84V30H86V29ZM112 28V27H111ZM144 28V27H143ZM157 28V27H156ZM251 28V27H250ZM264 28V27H263ZM262 28V29H263ZM12 29V30H11ZM79 29V28H78ZM89 29H91V27H89ZM94 28H92L91 30H93ZM98 29V28H97ZM99 29H101V27L99 28ZM98 29V30H99ZM110 29V28H109ZM115 29H118V28H116L115 27ZM114 28H113V30H112V33H116ZM121 29V28H120ZM139 29V28H138ZM152 29V28H151ZM184 29V28H183ZM252 29V28H251ZM250 29V30H251ZM137 30V29H136ZM135 30V31H136ZM173 30V29H172ZM222 30V29H221ZM247 30V29H246ZM73 31H74V29H73ZM78 31V30H77ZM87 31H88V28H87ZM119 31V30H118ZM186 31V30H185ZM260 31H263V30H260ZM260 31H258V33L260 32ZM67 32V33H66ZM93 32V31H92ZM96 32V31H95ZM94 32V33H95ZM143 32V31H142ZM182 32V31H181ZM225 32V31H224ZM230 32H232V31H230ZM240 28H236V29H234V31H233V36L235 37V36H239V34H240ZM93 33V34H94ZM98 33V32H97ZM96 33V35H98L99 37L101 36V35H99V34H97ZM111 33V34H112ZM164 33V32H163ZM162 33V34H163ZM173 33V32H172ZM180 33V32H179ZM229 33V32H228ZM254 33H256V32H254ZM261 33V32H260ZM74 34V33H73ZM73 34H72V36H73ZM119 34V33H118ZM121 34V33H120ZM141 34V33H140ZM139 34V35H140ZM157 34H159L158 32L156 33V35ZM165 34V33H164ZM170 34V33H169ZM182 34H184V33H182ZM231 34V33H230ZM252 34H253V32H252ZM75 35V34H74ZM87 35V34H86ZM154 35V34H153ZM241 35V34H240ZM259 35V34H258ZM70 36V35H69ZM69 36H68V38H69ZM92 36H95V35H92ZM98 36L96 37V38H98ZM103 36V35H102ZM107 36V35H106ZM106 36H105V38H106ZM134 36V35H133ZM155 36V35H154ZM174 37H172V38H170V41H169V44H168V46H167V48L169 47V45L171 46V44L173 43V41H171L172 39H176L175 38V35H173ZM232 36V37H233ZM36 37H37V43H38V41L39 40H41L42 42H44L45 44H46V50L45 49H42V51H40L37 55L35 54V55H32L31 53H30V51L29 50H32V49H34L35 47H36V42L34 43V41L36 40ZM74 37V36H73ZM112 36H110V37H108V39L105 41L106 43H105V48H111V47H113V45L115 44L116 46H114L115 48V51L114 52H116V54H117V58H116V61H115V64H117L118 66H119V71H117V72H114V70L115 69H113L112 67H107V66H105L102 70L103 71H105L104 73H106L107 71H109V70H112L110 73H108V74H106L105 76H104V78H102V79H104V80H102V79H100V80H102V81H100V80H98L97 79V75L96 74H99L100 75V71H102L101 70V68L99 67H97V69L98 70H100V71H97V72H99V73H96L95 75L97 76V77H95V75H94V81H97L98 80V83H100L101 82V84L100 85H102V83H103V85H104V87L106 88V90H104L103 89V87H101V86H99V87H94L93 86V88H92V90L90 91L91 93H92V96L94 97V98H86V99H88L87 101H86V103H85V105L87 106V107H89V108H87L88 110L90 109V110H93V111H96V113L99 111V109H102L101 108V106L102 107H105V111H111V105H112V99L114 98L113 97V95L115 96V99H116V97H119V92H118V84H122L121 82H120V77H119V74L123 71H125V69H127L126 68V65H125V61H123V59H126V58H124L122 55H123V47H125V46H123L122 47V45H123V43H121V41H119V40H115L114 42H113V40H112V38H111ZM147 37V36H146ZM148 37H150V36H148ZM169 36H167V38H168ZM225 37V36H224ZM229 37V36H228ZM231 37V36H230ZM254 37H256V36H253V38ZM67 38V37H66ZM65 38V39H66ZM151 38V37H150ZM155 38V37H154ZM76 39V38H75ZM80 39V38H79ZM89 39V38H88ZM102 38H100V40H101ZM124 39V38H123ZM123 39H121V40H123ZM128 39V38H127ZM160 39V38H159ZM242 39V38H241ZM70 40H72V39H70ZM70 40L68 39V42L70 43ZM95 40V39H94ZM100 40L98 39V42H100ZM103 40H105V39H103ZM136 40V39H135ZM150 40V39H149ZM148 40V41H149ZM228 40H230V39H228ZM231 40H233V39H231ZM238 40L239 41H241L239 38H238ZM74 41V40H73ZM125 41V40H124ZM134 41V40H133ZM140 41V40H139ZM146 41V40H145ZM155 41V40H154ZM154 41H153V43H154ZM164 41V40H163ZM235 41V40H234ZM233 41V42H234ZM238 41V42H239ZM135 42V41H134ZM156 42H157V40H156ZM236 42H237V40H236ZM250 42V41H249ZM252 42V41H251ZM74 43V42H73ZM88 43V42H87ZM93 43H94V41H93ZM97 43V42H96ZM96 43H95V45H96ZM148 43V42H147ZM161 43V42H160ZM171 43V44H170ZM185 43V42H184ZM240 43V42H239ZM247 43V42H246ZM257 43V42H256ZM39 44V43H38ZM103 44V43H102ZM138 44V43H137ZM149 44H152V42L151 43H149ZM163 44V43H162ZM178 44V43H177ZM234 44V43H233ZM264 44V43H263ZM44 45V44H43ZM98 45H101L100 43L98 44L97 43V46ZM155 45H156V43H155ZM172 45H174V43L172 44ZM235 45V44H234ZM239 45V44H238ZM93 46V45H92ZM102 46V45H101ZM152 46H154L153 44H152ZM164 46H166V45H164ZM174 46H176V44L174 45ZM178 46V45H177ZM176 46V47H177ZM227 46V45H226ZM228 46H231V44H229ZM236 46V45H235ZM235 46H231V48H234ZM246 45H244V47H245ZM251 46V45H250ZM249 46V47H250ZM256 46V45H255ZM254 46V47H255ZM259 46V45H258ZM264 46V45H263ZM43 47V46H42ZM44 47H45V45H44ZM103 47V46H102ZM146 47H149L148 46V44H147V46ZM157 47H159V44L157 43ZM173 47V46H172ZM171 47V48H172ZM217 47V46H216ZM40 48V47H39ZM94 48V47H93ZM126 48V47H125ZM133 48V47H132ZM163 47H161V50H162V52H160V53H162L163 54V49H162ZM173 48H175V47H173ZM225 48V47H224ZM228 48V47H227ZM230 47L228 48V50L229 49H231ZM238 49H239V47H237ZM241 48V47H240ZM262 48V47H261ZM95 49V48H94ZM93 49V50H94ZM104 49V48H103ZM131 49V48H130ZM154 50H155V47L153 48ZM164 49L166 50V48L164 47ZM178 49V48H177ZM202 49V48H201ZM223 49V48H222ZM236 49V48H235ZM237 49V50H238ZM63 50H64V48H63ZM67 50V49H66ZM100 50V49H99ZM98 50V51H99ZM105 50V49H104ZM109 50V49H108ZM126 50V49H125ZM160 50V49H159ZM170 50V49H169ZM172 50V49H171ZM170 50V51H171ZM182 50V49H181ZM199 50H200V48H199ZM198 50V51H199ZM227 50V51H228ZM240 50V49H239ZM243 50V49H242ZM253 50V49H252ZM86 51V50H85ZM91 51V50H90ZM112 51V49H111V51H110V53L111 52H113ZM144 51V50H143ZM156 51V50H155ZM197 51V52H198ZM249 51V50H248ZM255 51V50H254ZM254 51H253V53H254ZM257 51H259L258 49L256 50V52ZM64 52V51H63ZM66 52V51H65ZM64 52V53H65ZM94 52V51H93ZM113 52V53H114ZM152 52V51H151ZM243 52V51H242ZM260 52V51H259ZM262 52V51H261ZM85 53V52H84ZM84 53H82L83 55H84ZM89 53V52H88ZM99 53V55H100V52H98ZM177 53V52H176ZM239 53V52H238ZM82 54H79V55H77V56H80V57H82ZM91 54V53H90ZM90 54H89V56H90ZM148 54V53H147ZM168 54V53H167ZM171 54H172V52H171ZM174 54V53H173ZM178 54V53H177ZM218 54V53H217ZM256 54V53H255ZM87 55V54H86ZM97 55V54H96ZM96 55H94V57L96 56ZM108 55V54H107ZM125 55H126V53H125ZM128 55V54H127ZM160 55V54H159ZM158 55V56H159ZM164 55H166V54H164ZM169 55V54H168ZM244 55L246 56L247 54H245L244 53ZM92 56V55H91ZM109 56V55H108ZM108 56L106 57V56H104V57H106L105 58V60L107 61L108 60ZM111 56H113L112 54H111ZM116 56V55H115ZM141 56V55H140ZM143 56V55H142ZM145 56H147V55H145ZM149 56V55H148ZM179 56H180V54H179ZM212 56H214V55H212ZM244 56V57H245ZM99 56H97V58H98ZM160 57H161V55H160ZM181 57V56H180ZM84 58V56L81 58V59H83ZM89 58H91V57H89ZM89 58H87V60L89 59ZM96 58V57H95ZM96 58V59H97ZM149 58V57H148ZM151 58V57H150ZM152 58H154V57H152ZM159 58V57H158ZM211 58V57H210ZM76 59V58H75ZM74 59V60H75ZM101 59V58H100ZM172 59V58H171ZM177 59H179V58H177ZM182 59V58H181ZM181 59H179V60H181ZM207 59V58H206ZM238 59V58H237ZM250 59V58H249ZM90 60V59H89ZM88 60V61H89ZM95 60V59H94ZM139 60V59H138ZM185 60V59H184ZM183 60V61H184ZM212 60V59H211ZM214 60V59H213ZM83 61V60H82ZM81 60H80V62H82ZM86 61V60H85ZM92 61V60H91ZM96 61V60H95ZM95 61H94V63H95ZM97 61H99V62H101V60H98L97 59ZM96 61V62H97ZM110 61H114L113 59L111 60L110 59ZM127 61V60H126ZM131 61V60H130ZM135 61V60H134ZM240 61H241V59H240ZM255 61V60H254ZM109 62V61H108ZM136 62H137V60H136ZM178 62H180V61H178ZM203 62V61H202ZM243 62H245V61H243ZM248 62V61H247ZM264 62V61H263ZM74 63V62H73ZM72 63V64H73ZM89 63V62H88ZM110 63V62H109ZM135 63V62H134ZM138 63H139V61H138ZM213 63V62H212ZM239 63V62H238ZM242 63V62H241ZM240 63V64H241ZM75 64H77V66L79 65L78 63H75ZM84 64V63H83ZM97 63H95V65H96ZM103 64H105V63H103ZM103 64H101V63H99V65L101 66V67H103ZM115 64H114V66H115ZM132 65V62H130L129 63V65ZM168 64H169V62H168ZM200 64V63H199ZM202 64V63H201ZM199 65V67L201 66V68H202V65ZM206 64V63H205ZM204 64V65H205ZM210 64V63H209ZM208 64V65H209ZM221 64V63H220ZM245 64V63H244ZM251 64V63H250ZM107 65V64H106ZM111 65V64H110ZM135 66H136V68H137V65L136 64H134ZM154 65V64H153ZM160 65V64H159ZM158 65V66H159ZM71 66V65H70ZM76 66V65H75ZM75 66H74V64H73V68H74V70H75ZM76 66V67H77ZM89 66V65H88ZM128 66V65H127ZM152 66V63L151 64H149V62L147 61V60H143V61H141V63L139 64V68H137L138 70H136L137 72H138V74L135 76V78H137V79H139V78H144V79H146V77L147 78H150L151 76H149V71H150V67ZM157 66V70H159V67ZM180 66V65H179ZM218 66V65H217ZM263 66V65H262ZM90 67H91V65H90ZM90 67H88L89 69H90ZM92 67H93V65H92ZM91 67V68H92ZM128 67H130V66H128ZM162 67V66H161ZM160 67V69L162 70L163 68H161ZM205 67V66H204ZM203 67V68H204ZM222 67V66H221ZM66 68V67H65ZM68 68V67H67ZM78 68V67H77ZM76 68V69H77ZM94 68V67H93ZM133 68V67H132ZM200 68V69H201ZM258 68V67H257ZM262 68V67H261ZM261 68H259V69H261ZM81 69V68H80ZM97 69H95V70H97ZM130 69V68H129ZM128 69V70H129ZM156 69H155V71H156ZM166 69V68H165ZM182 69V68H181ZM180 69V70H181ZM207 69V67L205 68V70ZM233 69H235L234 67H233ZM237 69V68H236ZM247 69H248V67H247ZM95 70H93V71H95ZM169 70V69H168ZM168 70H165V71H167V73H169L168 72ZM171 70V69H170ZM169 70V71H170ZM179 70V71H180ZM204 70V69H203ZM250 70V69H249ZM81 71V70H80ZM151 71H154L153 70V68H152V70ZM173 71V70H172ZM234 71V70H233ZM255 71V70H254ZM254 71H253V73H254ZM72 72V71H71ZM86 72V71H85ZM229 72V71H228ZM70 73V72H69ZM82 73H84V72H82ZM81 73V74H82ZM90 73V72H89ZM92 73H94V72H92L91 71V75H93ZM134 73V72H133ZM166 73V72H165ZM195 73H196V71H195ZM201 73V72H200ZM244 73V72H243ZM247 73H249V71H247ZM246 73V74H247ZM260 74L261 73V71H258L257 70V74ZM264 73V72H263ZM79 74V73H78ZM153 74V73H152ZM151 74V75H152ZM179 74V73H178ZM236 74V73H235ZM262 74V73H261ZM260 74V75H261ZM46 75H48V76H46ZM65 75V74H64ZM72 75H73V73H72ZM86 75V74H85ZM90 75V74H89ZM124 75H125V73H124ZM162 75H167V74H162ZM204 75V74H203ZM237 75V74H236ZM249 75V74H248ZM70 76H71V74H70ZM101 76V75H100ZM102 76H103V74H102ZM126 76H127V72H126ZM125 76V77H126ZM176 76V75H175ZM178 76V75H177ZM229 76V75H228ZM235 76V75H234ZM254 76H255V74H254ZM254 76H253V78H254ZM259 76V75H258ZM262 76V75H261ZM30 77V76H29ZM90 77V76H89ZM159 77V76H158ZM161 77V76H160ZM166 77H168V76H166ZM187 77H188V75H187ZM238 77V76H237ZM240 77V76H239ZM249 77H250V75H249ZM55 78V77H54ZM58 78L59 77H57V78H55V79H57L58 80ZM77 78H78V76H77ZM93 77H91V79H92ZM128 78V77H127ZM126 78V79H127ZM197 78V77H196ZM224 78V77H223ZM222 78V79H223ZM234 79H235V77H233ZM245 78V77H244ZM251 78V77H250ZM249 78V79H250ZM20 79L21 80H23L22 82L23 83H19L18 85L20 86V88H21V92H17L16 90H15V88L17 87L15 84H17L19 81H20ZM124 80H125V78H123ZM144 79L143 80H141V79H139V81L141 80V81H143L144 82ZM167 79V78H166ZM220 79V78H219ZM245 79H247V78H245ZM248 79V80H249ZM257 79V78H256ZM256 79H253V80H256ZM258 79H259V77H258ZM258 79H257V81L256 82H250L251 84L252 83H254L251 87V90L250 91H252V92H250L251 93V96L252 95H254L255 96V98H254V100L255 99H257V97H259V93H261V92H259V89H260V85H259V83L260 84H263L262 82H264V80H262V82L260 81V82H258ZM48 80V79H47ZM50 80V82H52V81H54V79H49ZM57 80H55V81H57ZM81 80V79H80ZM123 80V81H124ZM136 80V79H135ZM215 80V79H214ZM251 80V79H250ZM28 83H27V82ZM59 81H60V79H59ZM64 81V80H63ZM62 81V82H63ZM94 81H93V83H94ZM122 81V82H123ZM131 81V80H130ZM137 82H135V81H133V82H135V83H138V80H136ZM152 81H154V80H152ZM178 81V80H177ZM190 81V80H189ZM192 81V80H191ZM216 81V80H215ZM225 81H227V78L225 79ZM241 82H242V80H240ZM245 81V80H244ZM247 81V80H246ZM17 82V83H16ZM46 82V81H45ZM73 82V81H72ZM76 82V81H75ZM82 82H83V80H82ZM127 81H125V83H126ZM129 82V81H128ZM133 82H132V84H133ZM146 82H148V81H146ZM168 82H169V80H168ZM167 82V83H168ZM216 82H218V81H216ZM219 82H221L220 80H219ZM218 82V83H219ZM229 82V81H228ZM228 82H226V83H228ZM238 82H239V80H238ZM90 83H92V81H90ZM92 83V84H93ZM97 83V82H96ZM95 83V84H96ZM152 83V82H151ZM151 83H149V84H151ZM154 83V82H153ZM185 83V82H184ZM187 83V82H186ZM209 83L212 85V83H213V80L210 82L209 81ZM243 83V82H242ZM51 85H52V83H50ZM49 84V85H50ZM57 84V83H56ZM124 84V83H123ZM214 84H217V83H215L214 82ZM220 84V83H219ZM222 84V83H221ZM220 84V86L222 87L223 85H221ZM10 85V87H9V90H5V89H7L8 87L7 86H9ZM48 84H47V86H49ZM50 85V86H51ZM127 85H129V84H127ZM152 85V84H151ZM228 85H229V83H228ZM244 85V84H243ZM44 86V85H43ZM42 86V87H43ZM121 86V85H120ZM131 86V85H130ZM133 86H134V84H133ZM140 86V85H139ZM188 86H190V85H188ZM208 87H210L209 85H207ZM206 86V87H207ZM214 85H212V87H210L211 89H214L216 86H214ZM219 86V87H220ZM249 86V85H248ZM263 86V85H262ZM7 87V88H6ZM34 88V89H31V88ZM45 87V86H44ZM43 87V88H44ZM63 87V86H62ZM124 87V86H123ZM145 87V86H144ZM147 87V86H146ZM168 87V86H167ZM181 87V86H180ZM187 87V86H186ZM190 87H192V85L190 86ZM218 87V86H217ZM19 87H17V89H18ZM48 88V87H47ZM125 88V87H124ZM209 88V89H210ZM223 88V87H222ZM221 88V89H222ZM62 89V88H61ZM133 89V88H132ZM135 89V88H134ZM142 89H146V88H142ZM151 89V88H150ZM180 89V88H179ZM190 89V88H189ZM220 88H219V92H214V94H215V96H216V94L217 93H220V90H221ZM30 90H32V91H30ZM49 90V91H50ZM63 90H65V89H63ZM131 90V89H130ZM129 90V87L125 90V93L123 92V93H121V95L122 94H126L127 96H128V98H127V100L126 101H128V99H129V97H130V100L128 101V103H126L127 105L129 104V102H130V105L131 106H133V105H135V103H136V101L135 100H139V102L141 101L140 99H142L141 98V93L139 94V93H137V92H132V91H130ZM217 90H218V88H217ZM225 90V89H224ZM223 90V91H224ZM227 90V89H226ZM30 91V92H29ZM50 91V92H51ZM61 91V90H60ZM67 91V90H66ZM65 91V92H66ZM70 91H72V90H70ZM83 93V95H84V93H85V91H83V89L81 90ZM105 91L106 92H108V94H106L105 93ZM145 91V90H144ZM147 91H149V90H147ZM183 91V90H182ZM181 91V92H182ZM195 91V90H194ZM204 91V90H203ZM212 91H214V90H212ZM248 91H249V89H248ZM32 92V94H35V96H33V98H35L36 97V99H35V101H36V103L34 104V105H37L36 106V116L35 117H33V114H34V112H32L29 108H30V106H31V103L29 104L30 106H27L26 105V101H28L29 100V102H30V96L32 95V94H29V93H31ZM53 92V91H52ZM62 92V91H61ZM64 92V93H65ZM109 92H111L110 94H111V96H112V99H111V97L110 96H108L109 95ZM157 92V91H156ZM191 92H193V91H190V93ZM196 92V91H195ZM63 93V92H62ZM63 93V94H64ZM68 93H69V90H68ZM75 94H76V92H74ZM77 93H81L80 91H77ZM171 93H174V92H171ZM175 93H176V91H175ZM186 93V92H185ZM194 93V92H193ZM206 93V92H205ZM210 93H211V90H210ZM213 93V92H212ZM211 93V94H212ZM223 93V92H222ZM227 92H224V94H226ZM230 93V92H229ZM263 93V92H262ZM70 94H72V92H70ZM79 94H77V95H72L73 96V100L75 101V103H73V104H75L76 105V103L78 104V103H81V102H78L79 100H77V102H76V99L77 98H79L78 97V95ZM81 94V95H82ZM183 94V93H182ZM257 94H259V95H257ZM49 95V94H48ZM65 95H67V94H65ZM81 95H80V97H81ZM82 95V96H83ZM87 95V94H86ZM86 95H84L85 97H86ZM91 95V94H90ZM169 95V94H168ZM172 95V94H171ZM171 95H170V97H171ZM177 95H178V93H177ZM189 95V94H188ZM191 95V94H190ZM189 95V96H190ZM200 95H203L204 96V93L203 94H200ZM199 95V96H200ZM206 95V94H205ZM217 95H219V94H217ZM244 95H246V94H244ZM248 95L250 96V94L248 93ZM256 95H257V97H256ZM50 96V95H49ZM62 96V95H61ZM165 96V95H164ZM173 97H174V95H172ZM184 96V95H183ZM187 96V95H186ZM220 96V95H219ZM30 97V98H29ZM121 97V96H120ZM144 97H146V96H144ZM143 97V100L144 99H146V98H144ZM148 97V96H147ZM167 97V96H166ZM191 98H193L192 96H190ZM232 97V96H231ZM29 98V99H28ZM51 98V97H50ZM67 98V97H66ZM84 98V97H83ZM83 98H81V99H83ZM125 98V97H124ZM169 98V97H168ZM190 98V99H191ZM195 98V97H194ZM212 98V97H211ZM210 98V99H211ZM229 98H230V96L228 97V100H229ZM62 99H63V97H62ZM70 99V98H69ZM68 99V100H69ZM121 99V98H120ZM120 99L118 100V101H120ZM150 99H152L151 97L149 98V100ZM165 99H167V98H165ZM209 99V100H210ZM213 99H214V97H213ZM213 99H211L212 101H213ZM223 99V98H222ZM221 99V100H222ZM231 99V98H230ZM249 98H245V99H243V101L241 102V105H243V106H246V104H247V100H248ZM250 99H252V98H250ZM63 100H65L66 101V99H63ZM122 100V99H121ZM148 100V99H147ZM164 100V99H163ZM192 100V99H191ZM190 100V101H191ZM215 100H217V99H215ZM232 100V99H231ZM228 101V103H230V102H232V101ZM260 100V99H259ZM15 101V100H14ZM16 101H17V99H16ZM62 101V100H61ZM71 101H72V99L70 100V103H71ZM81 101V100H80ZM85 101V100H84ZM117 101V100H116ZM117 101V102H118ZM122 101H125L124 99L122 100ZM165 101V100H164ZM163 101V103H161L160 105H158V106H155V105H149V106H147V107H150V106H155V108H154V110H155V113H157V115H158V113L159 112H161V111H164L165 112V110H168V105H167V103H165ZM169 101H170V99H168V103H169ZM186 101V100H185ZM188 101V100H187ZM197 102L199 101V100H196ZM202 101H203V99H202ZM226 101V100H225ZM236 101L237 102H239L238 101V99H236ZM257 101V100H256ZM48 102V101H47ZM68 102V103H67ZM67 102H65V103H67V104H69V101H67ZM73 102V101H72ZM114 102V101H113ZM147 103H149V101H146ZM155 102V101H154ZM167 102V101H166ZM194 102V101H193ZM207 102V101H206ZM216 102V101H215ZM236 102V103H237ZM250 102V101H249ZM248 102V103H249ZM12 103V105H13V102H11ZM20 103V102H19ZM28 103V102H27ZM59 103V102H58ZM145 103V102H144ZM176 103V102H175ZM208 103V102H207ZM211 103H213V102H211ZM217 103V102H216ZM224 103V102H223ZM227 103V102H226ZM227 103V104H228ZM251 103V102H250ZM249 103V104H250ZM49 104H51V103H49ZM48 104V105H49ZM73 104H71V105H73ZM124 104V103H123ZM137 105H138V103H136ZM177 104V103H176ZM193 104V103H192ZM191 104V105H192ZM204 104V103H203ZM203 104H201V105H203ZM219 104V103H218ZM218 104H216V105H218ZM230 104H232L233 105V103H230ZM47 105V104H46ZM47 105V106H48ZM82 105H84V104H82ZM81 105V106H82ZM84 105V106H85ZM142 105H143V103H142ZM145 105V104H144ZM148 105V104H147ZM196 105V104H195ZM213 105V104H212ZM33 106V105H32ZM77 106V105H76ZM80 106V107H81ZM100 106V107H99ZM116 105H114L113 106V108H116L115 107ZM125 106V105H124ZM176 106V105H175ZM208 106H209V103H208ZM210 106H211V104H210ZM229 106V105H228ZM242 106V107H243ZM253 106V105H252ZM257 106V105H256ZM6 107V109H4ZM34 107V106H33ZM33 107H31L32 109H33ZM45 107V106H44ZM73 107H74V105H73ZM137 107V106H136ZM141 107V106H140ZM143 107V106H142ZM173 107H174V105H173ZM216 107V106H215ZM224 106L222 105V108H223ZM227 107V106H226ZM238 107H240V106H238ZM69 108H70V105H69ZM86 108V107H85ZM99 108V109H98ZM124 108V107H123ZM135 108V107H134ZM152 108V107H151ZM184 108V107H183ZM204 108H206V109H208L206 106H204ZM203 108V106H202V109H204ZM217 108H218V106H217ZM220 108V107H219ZM228 108H230V107H228ZM21 109V108H20ZM24 109V108H23ZM39 109H40V111H39ZM56 109H57V107H56ZM71 109H72V107H71ZM70 109V110H71ZM76 109V108H75ZM78 109H79V107H78ZM129 109V108H128ZM130 109H132V108H130ZM141 109V108H140ZM139 109V110H140ZM170 109V108H169ZM198 109H199V107H198ZM198 109H196L195 108V110L197 111ZM209 109H210V107H209ZM226 109V108H225ZM44 110V109H43ZM72 110H74V109H72ZM79 110H81V109H79ZM83 111H84V109H82ZM89 110V111H90ZM104 110V109H103ZM115 110H117V109H115ZM119 110V109H118ZM146 110V109H145ZM152 110V109H151ZM182 110V109H181ZM184 110V109H183ZM182 110V111H183ZM193 110H194V108H193ZM192 110V111H193ZM213 110V109H212ZM230 110V109H229ZM228 110V111H229ZM236 110H237V108H236ZM239 110H245V108L243 109H240V108H238V113L240 112ZM89 111H88V113H86V115L88 114V115H90L89 114ZM110 111H109V113H110ZM114 111V110H113ZM123 110H121V111H119L120 113L122 112ZM125 111V110H124ZM136 111V110H135ZM191 110L189 111V112H192ZM215 111V110H214ZM214 111H212V112H214ZM219 111H222L223 112V109H220ZM228 111L226 112L227 114H228ZM76 112H78V110L77 111H75L74 110V113H76ZM82 111H80V113H81ZM102 112V111H101ZM116 112V111H115ZM114 112V113H115ZM118 112V111H117ZM116 112V113H117ZM128 112V111H127ZM141 112V111H140ZM145 112H150V111H145ZM195 112V111H194ZM199 112V111H198ZM203 113L205 112V110L204 111H202ZM201 112V113H202ZM230 112V111H229ZM232 112H234V110H232ZM236 112V113H237ZM73 112L72 113H70V114H74ZM91 113H92V111H91ZM102 113H105L104 111L102 112ZM107 113V112H106ZM134 113V112H133ZM144 113V112H143ZM155 113H154V115H152V118L154 119V120H157V118H158V116H156L155 115ZM162 113V112H161ZM169 113V112H168ZM202 113V114H203ZM215 113V112H214ZM216 113H218V112H216ZM215 113V114H216ZM226 113H224V114H226ZM253 113V112H252ZM251 113V114H252ZM43 114V115H42ZM69 114V113H68ZM68 114H66V116L68 115ZM108 114V113H107ZM122 114H123V112H122ZM121 114V115H122ZM127 114V113H126ZM135 114V113H134ZM137 114V113H136ZM149 114H151V113H149ZM180 114H182V115H184L183 114V112H180ZM192 114H194V113H192ZM200 115V114H197V115H200V118H201V116L202 117H204V115ZM207 114H210V113H207ZM212 114V113H211ZM210 114V115H211ZM242 114V113H241ZM244 114V113H243ZM79 115V114H78ZM81 115H83V114H81ZM98 115V114H97ZM99 115H101L100 113H99ZM98 115V116H99ZM117 115V114H116ZM120 115V116H121ZM146 115V114H145ZM181 115V116H182ZM188 115V114H187ZM194 115H196V113L194 114ZM214 115V114H213ZM237 115V114H236ZM245 115V114H244ZM9 116V115H8ZM7 116V117H8ZM93 116V118L95 117L94 115H92ZM110 116V115H109ZM112 116H114V115H112ZM111 116V117H112ZM123 116V115H122ZM127 116V115H126ZM133 116V115H132ZM136 116V115H135ZM160 116V115H159ZM180 116V117H181ZM190 116H191V114H190ZM216 116H217V114H216ZM215 116V117H216ZM219 116H220V114H219ZM218 116V117H219ZM228 116H229V114H228ZM252 116V115H251ZM250 116V117H251ZM65 117V116H64ZM74 117H75V114H74ZM74 117H72V115L70 116V119H72V118H74ZM83 117V116H82ZM97 117V116H96ZM115 117V116H114ZM114 117L112 118V119H114ZM116 117H118V116H116ZM130 117V116H129ZM150 117V116H149ZM172 117H173V115H172ZM172 117H170V118H172ZM198 117V116H197ZM208 116L206 115V117H204V118H207ZM214 117V116H213ZM214 117V118H215ZM217 117V118H218ZM222 119H221V121H223V123L221 122L220 123V120H219V118H218V123H220V124H224V119H226V116L223 118V116L221 115L220 116ZM236 117V116H235ZM1 118H2V116H1ZM59 118V117H58ZM67 118H68V116H67ZM79 118H80V116H79ZM85 118V117H84ZM88 118V117H87ZM104 119H105V117H103ZM103 118H102V120H103ZM124 118V117H123ZM123 118H122V120H123ZM134 118V117H133ZM142 117H140V119H141ZM195 118H196V116H195ZM210 118H211V116H210ZM239 118V117H238ZM246 118V117H245ZM76 119V118H75ZM74 119V120H75ZM89 119H90V117H89ZM91 119H92V117H91ZM96 119V118H95ZM94 119V120H95ZM99 119V118H98ZM98 119H96V120H98ZM131 119V118H130ZM147 119H149L148 117H147ZM146 119V120H147ZM159 119V118H158ZM176 119V118H175ZM174 119V120H175ZM177 119H178V117H177ZM176 119V121H178ZM189 119H190V117H189ZM203 119V118H202ZM216 119V118H215ZM236 119V118H235ZM250 119V118H249ZM59 120H61L60 118H59ZM69 120V119H68ZM85 120V119H84ZM150 120V119H149ZM190 120H192V118L190 119ZM189 120V121H190ZM209 120V119H208ZM214 120V119H213ZM226 120H228V119H226ZM226 120H225V124L228 122H226ZM240 120V119H239ZM238 120V121H239ZM242 120V119H241ZM248 120V119H247ZM2 121H5V119L4 120H2ZM1 121V122H2ZM55 121V120H54ZM56 121H57V119H56ZM89 121V120H88ZM92 121V120H91ZM100 121L101 120H99V125L100 124H102V123H100ZM109 121V120H108ZM114 121V120H113ZM126 121H128L127 119H126ZM145 121V120H144ZM164 121V120H163ZM202 121V120H201ZM205 121V120H204ZM245 121H246V119H245ZM244 121V122H245ZM9 122H11V120L10 121H8V122H6V123H9ZM28 122V121H27ZM66 122V121H65ZM86 122V121H85ZM85 122H84V125H85ZM110 122V121H109ZM115 122V121H114ZM119 122H121V123H123L122 121H120L119 120ZM151 122V121H150ZM172 122V121H171ZM170 122V123H171ZM235 122H236V120H235ZM248 122H250V121H248ZM247 122V123H248ZM11 123H14V122H11ZM10 123V124H11ZM82 123V122H81ZM92 123V122H91ZM149 123V122H148ZM153 123V122H152ZM151 123V124H152ZM176 122L174 121V124H175ZM183 123V122H182ZM202 123H206L205 124V127H207L208 126V123L207 122H202ZM218 123L215 125V126H217L218 125ZM240 123V122H239ZM1 124V123H0ZM59 124V123H58ZM57 124V125H58ZM63 121H61V123H60V126L59 127H62L63 126ZM67 124V123H66ZM87 124V123H86ZM90 124V123H89ZM94 126V128H95V126H97L96 124H94V123H92ZM108 124V123H107ZM118 123H115V125H117ZM150 124V125H151ZM161 124V123H160ZM160 124H158L157 126H159ZM166 124V123H165ZM238 123H236V125H237ZM246 124V123H245ZM2 125H3V123H2ZM2 125H0V126H2ZM21 125V124H20ZM29 125V124H28ZM113 125V124H112ZM119 125V124H118ZM134 125V124H133ZM137 125H139V124H137ZM143 125V124H142ZM141 125V126H142ZM163 125V124H162ZM178 125V124H177ZM193 125V124H192ZM203 125V124H202ZM210 125V124H209ZM228 125H230V124H228ZM232 125V124H231ZM234 125V124H233ZM232 125V126H233ZM5 126V125H4ZM12 126H13V124H12ZM87 126V125H86ZM90 126L92 127V125L90 124ZM89 125H88V128H91ZM109 126V125H108ZM110 126H111V124H110ZM146 126V125H145ZM154 126V125H153ZM164 126V125H163ZM235 126V125H234ZM234 126L232 127V129L234 130ZM11 127V126H10ZM52 127V126H51ZM101 127V126H100ZM103 127H105L104 126V124H103ZM102 127V128H103ZM114 127V126H113ZM120 127V126H119ZM130 127H131V123L130 122H127L123 127H122V131L123 132H126V131H128L129 129H130ZM138 127V129L140 128L139 126H137ZM144 127V126H143ZM167 127V126H166ZM178 127V126H177ZM202 127V126H201ZM211 127V126H210ZM213 127V126H212ZM236 127V126H235ZM240 127V126H239ZM241 127H243V126H241ZM93 128V130H95ZM102 128H100L101 129V132H102ZM108 128V127H107ZM107 128H105V130H103L104 132L106 131V129ZM110 128L111 127H109V130H108V134L109 135H107V136H109L108 137V139H110V136L112 137L113 136V134H112V130L114 129H112L111 131H110ZM155 128V127H154ZM153 128V129H154ZM157 128H159V127H157ZM161 128V127H160ZM187 128H190V127H187ZM222 128V127H221ZM225 128H227V124H226V127ZM8 129V128H7ZM50 129V128H49ZM100 129H97V130H99L100 131ZM132 129H133V127H132ZM175 129V128H174ZM210 129V128H209ZM215 129H217L216 127H215ZM231 129V128H230ZM232 129H231V131H232ZM238 129V128H237ZM85 130V129H84ZM89 130H92V128L91 129H89ZM152 130V129H151ZM162 130H163V128H162ZM180 130V129H179ZM219 131H220V128L218 129ZM222 130H223V128H222ZM243 130V129H242ZM50 131L52 132V129H50ZM134 131V130H133ZM145 132H144V137H145V139H147V140H149V141H151L150 139H151V134H150V131L149 130H144ZM187 131V130H186ZM190 131V130H189ZM202 131V130H201ZM213 131V130H212ZM230 131V130H229ZM240 132H242L241 130H239ZM2 132H4L3 130L1 131V133ZM84 132V131H83ZM93 132V131H92ZM120 132V131H119ZM158 132V131H157ZM176 132H178V131H176ZM191 132V131H190ZM205 132H206V130H205ZM211 132V131H210ZM233 132V131H232ZM1 133H0V135H1ZM44 133H42V134H44ZM48 133H49V131H48ZM58 133H59V131H57L56 133H55V131H54V133H53V135L51 136H47L46 137V135H47V133H46V135H43V137L40 139V141H38V146H40L41 145V147L40 148H38V150L39 151H42L41 149L44 147V146H46L47 145V143L49 142V141H51L53 138L54 139H56V137H58ZM103 133V132H102ZM134 133H136V132H134ZM134 133H133V135H134ZM141 133V132H140ZM143 133V132H142ZM167 133V132H166ZM171 133V132H170ZM183 133V132H182ZM194 133V132H193ZM202 133V132H201ZM213 133V132H212ZM230 133V132H229ZM13 134V135H14ZM50 134V133H49ZM127 134V133H126ZM186 134V133H185ZM192 134V133H191ZM198 134V133H197ZM197 134H193V136H195V135H197ZM207 134H208V131H207ZM233 134V133H232ZM12 135V136H13ZM38 135V134H37ZM62 135V134H61ZM123 135V134H122ZM138 135H139V133H138ZM164 132L162 131V133L161 134H156V136H155V141H154V139H152L153 140V143L155 142V145H156V148L159 150V152H161V158H163L162 160H164V159H166L168 156H166V158H164V157H162V149H163V144H164V141H165V137H164ZM174 135V134H173ZM210 135V134H209ZM214 135V134H213ZM218 135V134H217ZM222 135L223 134H221L220 136L222 137ZM229 135V134H228ZM236 135V134H235ZM30 136V135H29ZM120 136V135H119ZM136 136V135H135ZM135 136H133V137H135ZM170 136H172V135H170ZM170 136H168L167 138L169 139V137ZM201 136V135H200ZM199 136V137H200ZM219 136V135H218ZM233 136V135H232ZM2 137V136H1ZM25 137H26V139H25ZM79 137H81V136H79ZM92 137V136H91ZM90 137V138H91ZM117 137V136H116ZM131 137V136H130ZM132 137V138H133ZM153 137H154V135H153ZM173 137V136H172ZM176 137V136H175ZM187 137H190V136H187ZM207 137H208V135H207ZM214 137H216V136H214ZM224 137V136H223ZM239 137V136H238ZM75 138V137H74ZM81 138H83V137H81ZM81 138H75L71 143H72V146L73 147H75V148H79V146L80 145H82V142L84 141H82L81 142ZM87 138V137H86ZM94 138V137H93ZM106 139L105 138V136L104 137H102V139ZM136 138H137V136H136ZM191 139L193 138V137H190ZM203 138H205L204 136H202V138L201 139H203ZM217 138V137H216ZM235 138H236V136H235ZM11 139V138H10ZM21 139H22V141L23 142H20L21 141ZM68 139V138H67ZM70 139V138H69ZM92 139V138H91ZM113 139H114V137H113ZM116 139V138H115ZM126 139H127V137H126ZM134 139V138H133ZM173 139V138H172ZM182 139H183V137H182ZM194 139V138H193ZM220 139H222V138H220ZM230 139H232V138H230ZM11 140H13V139H11ZM10 140V141H11ZM94 140V139H93ZM111 140V139H110ZM123 141L122 142H124L125 141V139H122ZM131 141H132V139H130ZM205 140V139H204ZM237 140V139H236ZM3 141H5V140H3ZM2 141V142H3ZM56 141V140H55ZM65 141V140H64ZM67 141V140H66ZM102 141H106V140H102ZM117 141H118V139H117ZM127 141V140H126ZM129 141V140H128ZM127 141V142H128ZM146 141V140H145ZM178 141L180 142L181 141V139H178ZM192 141V140H191ZM193 141H195V140H193ZM206 141V140H205ZM226 141V139L224 140V142ZM229 141H232V140H229ZM9 141H7V143H8ZM27 142V143H26ZM52 142V141H51ZM63 142V141H62ZM61 142V143H62ZM91 142V141H90ZM97 142V141H96ZM114 142V141H113ZM3 143H5V144H7L6 142H3ZM121 143V142H120ZM126 143V142H125ZM124 143V144H125ZM178 143V142H177ZM195 143V142H194ZM202 143H203V141H202ZM209 143V142H208ZM228 143V142H227ZM230 143V142H229ZM236 143V142H235ZM250 143V142H249ZM1 144V143H0ZM11 144V143H10ZM14 144H15V142H14ZM13 144V145H14ZM40 144V145H39ZM50 144V142L48 143V145ZM53 144V143H52ZM92 142L91 143H87V146H89V152L92 150ZM112 144V143H111ZM116 145H118L117 144V142L115 143ZM114 144V145H115ZM121 144H123V143H121ZM132 144V143H131ZM130 144V145H131ZM136 144V143H135ZM134 144V145H135ZM166 144V143H165ZM179 144V143H178ZM242 144V143H241ZM47 145V146H48ZM107 145V144H106ZM106 145H103V147L105 146L106 147ZM140 145H142V144H140ZM171 145V144H170ZM191 145H193V144H191ZM195 145V144H194ZM204 145V144H203ZM227 146H228V144H226ZM4 147H5V145H3ZM11 146V145H10ZM19 146V147H20ZM37 146V147H38ZM71 146V147H72ZM107 146H109V145H107ZM113 146V145H112ZM145 146V145H144ZM166 146V145H165ZM172 146V145H171ZM173 146H175V144L173 145ZM177 146V145H176ZM176 146H175V149H176ZM212 146V145H211ZM1 147V146H0ZM7 147H9V144L7 145ZM13 147V146H12ZM15 147V146H14ZM19 147H17L16 146V149L15 150H17L19 153H20V150H19ZM64 147H66V146H64ZM181 147V146H180ZM190 147V146H189ZM191 147H194V146H191ZM229 147H231V146H229ZM233 147V146H232ZM247 147V146H246ZM11 148V147H10ZM18 148V149H17ZM80 148H81V146H80ZM82 148H83V146H82ZM85 148H86V146H85ZM122 148V147H121ZM128 148V147H127ZM126 148V149H127ZM141 148V147H140ZM165 148V147H164ZM170 148H172V147H170ZM224 148V147H223ZM236 148V147H235ZM245 148V147H244ZM243 148V149H244ZM6 149H8V150H10L9 148H6ZM47 149V148H46ZM84 149V148H83ZM88 149V148H87ZM132 149V148H131ZM131 149H128L127 151H130ZM153 149H155V148H153ZM152 149V147H151V150H153ZM169 149V148H168ZM174 149V150H175ZM181 149V148H180ZM197 149H198V145H197ZM210 149V148H209ZM218 149V148H217ZM230 149V148H229ZM241 149V148H240ZM239 149V150H240ZM14 150V149H13ZM8 151V152H10V153H15L14 151ZM53 150V149H52ZM96 151L98 150V148L97 149H95ZM94 150V151H95ZM125 149H123V151H120L121 152V154H118V156H117V163H118V167L121 169V171L123 172V170H125V166H126V159H125V156L123 155L124 154V151ZM140 150V149H139ZM147 150H149V148L147 149ZM158 150H157V152H158ZM171 150V149H170ZM173 150V149H172ZM171 150V151H172ZM225 150V149H224ZM233 150V149H232ZM235 150V149H234ZM238 150V151H239ZM35 151V150H34ZM38 151V152H39ZM55 151V150H54ZM68 151V150H67ZM67 151H66V153H67ZM75 151V150H74ZM73 151V152H74ZM83 151V150H82ZM95 151V152H96ZM142 151V150H141ZM169 151V150H168ZM167 151V152H168ZM176 151V150H175ZM192 151V150H191ZM201 151V150H200ZM219 151V150H218ZM228 151V150H227ZM61 152V151H60ZM75 152H77V151H75ZM80 152V151H79ZM78 152V153H79ZM88 151H85L84 153L83 152H80V153H83V155L82 154H80V157L81 156H83V160H89V157H91V155H90V153H89ZM92 152H93V150H92ZM91 152V153H92ZM103 152V151H102ZM101 152V153H102ZM146 152V151H145ZM152 152V151H151ZM170 152V151H169ZM168 152V153H169ZM185 152V151H184ZM184 152H182V153H184ZM211 152H213V151H211ZM240 152H241V150H240ZM45 154V152L43 151L42 152V154ZM59 153V152H58ZM70 151H69V155H70ZM139 153H141V152H139ZM153 153V152H152ZM166 153V152H165ZM167 153V154H168ZM182 153H181V155H182ZM22 154H18V155H22ZM50 154V153H49ZM51 154H53V153H51ZM63 154V153H62ZM126 154V153H125ZM130 154V153H129ZM136 154V153H135ZM134 154V155H135ZM143 154H145L144 153V151H143ZM147 154V153H146ZM150 153H148V155H149ZM166 154V155H167ZM194 154V153H193ZM193 154H191V155H193ZM15 155H16V153H15ZM17 155V158L19 157L20 158V156H18ZM36 155V154H35ZM41 155V154H40ZM39 155V156H40ZM54 155V154H53ZM79 155V154H78ZM93 155L95 156V153H93ZM93 155H92V157H93ZM100 155V154H99ZM127 155V154H126ZM137 155V154H136ZM154 155V154H153ZM176 155V154H175ZM180 155V156H181ZM212 155V154H211ZM213 155H215V153L213 154ZM244 155V154H243ZM30 156H32V155H30ZM38 156V155H37ZM50 156V155H49ZM49 156H48V158H49ZM66 156V155H65ZM112 156V155H111ZM129 156V155H128ZM138 156V155H137ZM140 156H141V154H140ZM158 156L160 157V153L158 154ZM179 156V157H180ZM197 156V155H196ZM207 156V155H206ZM206 156H204V157H206ZM236 156V155H235ZM4 157H5V155H4ZM36 157V156H35ZM43 157V156H42ZM54 158L56 157V155H54L53 156ZM52 157V158H53ZM62 157H63V155H62ZM104 157H106V156H104ZM139 157V156H138ZM137 157V158H138ZM152 157V156H151ZM150 157V158H151ZM154 157V156H153ZM158 157V160H160L161 158H159ZM173 157H174V154H173ZM178 157V154H177V156H176V158ZM183 157V156H182ZM189 157V156H188ZM188 157H186V158H188ZM195 157V156H194ZM201 157V156H200ZM208 157H211L210 155H208ZM13 158H15V157H13ZM23 158V156L20 158V159H22ZM69 158V157H68ZM95 158L97 159L98 158V156L96 157L95 156ZM102 157L100 156V158L99 159H101ZM169 158V157H168ZM184 158V157H183ZM182 158V159H183ZM16 159V158H15ZM37 159H39L38 157H37ZM51 159V158H50ZM49 159V160H50ZM56 159H58V158H56ZM94 159V158H93ZM153 159V158H152ZM151 159V160H152ZM157 159V158H156ZM156 159L154 158L153 160H155V163H156ZM171 159V158H170ZM173 159V158H172ZM181 159V160H182ZM201 159V158H200ZM205 160L207 159V158H204ZM204 159H202V160H204ZM2 160V159H1ZM8 160H13V159H8ZM17 160H19V159H17ZM16 160V161H17ZM29 160V159H28ZM27 160V161H28ZM31 160H32V158H31ZM41 160V159H40ZM45 160V159H44ZM54 160V159H53ZM53 160H51L52 162H53ZM132 160V159H131ZM136 160V159H135ZM143 161H144V159H142ZM151 160H150V162L148 161V160H146V162L148 161L149 163H151L152 164V162H151ZM158 160H157V162H158ZM161 160V161H162ZM175 159H173L172 160V163L174 164V161ZM177 160V159H176ZM180 159L178 158V161H179ZM180 160V161H181ZM186 160V159H185ZM185 160H184V162H185ZM189 160H192V159H190L189 158ZM209 161H211V159L209 158L208 159ZM216 160V159H215ZM15 161V160H14ZM45 161H47V160H45ZM44 161V162H45ZM110 161H112L113 162V158H112V160L110 159ZM109 161V162H110ZM160 161V162H161ZM11 162V161H10ZM24 162H26V161H24ZM42 162H43V160H42ZM43 162V163H44ZM51 162V163H52ZM92 162H94V161H92ZM92 162H90V164L92 163ZM96 162V161H95ZM170 162V161H169ZM169 162L166 164L165 162H164V164L162 165L163 166V169L165 170V174L169 171H167L166 169H167V167H168V164H169ZM191 162V161H190ZM189 161H188V163H190ZM4 163V162H3ZM2 163V164H3ZM30 163V162H29ZM49 163H50V161H49ZM81 163V162H80ZM99 163V162H98ZM159 163V162H158ZM187 163V164H188ZM199 163V162H198ZM236 163H238V162H236ZM6 164H7V162H6ZM9 165H10V163H8ZM13 164V163H12ZM28 164V163H27ZM26 164V165H27ZM34 165H35V163H33ZM33 164H32V162H31V165L33 166ZM41 164V163H40ZM62 164H64V161H62ZM79 164V163H78ZM87 164H89V163H87ZM96 164V163H95ZM103 164V163H102ZM101 164V165H102ZM104 164H109V163H106V162H104ZM138 164H140L139 162H138ZM172 164V165H173ZM182 163H180V165H181ZM210 164V163H209ZM211 164H212V162H211ZM216 164V163H215ZM22 164L20 163V165L19 166H21ZM25 165V166H26ZM37 165H38V163H37ZM61 165V164H60ZM77 165V164H76ZM75 165V166H76ZM84 165V164H83ZM82 165V166H83ZM114 165V164H113ZM137 165V164H136ZM148 165V164H147ZM155 165V164H154ZM175 166H176V164H174ZM192 165V164H191ZM213 165H214V163H213ZM3 166V165H2ZM24 166V165H23ZM36 166V165H35ZM58 166V165H57ZM64 166V165H63ZM132 166V165H131ZM170 166V165H169ZM184 166H186V163H185V165ZM188 166H190V165H188ZM48 167V166H47ZM77 171H79V169H81V165H77ZM93 167H94V165H93ZM92 167V168H93ZM96 167H97V165H96ZM114 167V166H113ZM181 167V166H180ZM214 167H216V166H214ZM214 167H212V168H214ZM10 168V167H9ZM20 168H23L22 166L20 167ZM28 168V167H27ZM33 168V169H32ZM34 166L33 167H31V168H28L29 169V171H28V173L30 172V170L32 169V171L31 172H33L34 171ZM49 168V167H48ZM73 168V167H72ZM174 168V167H173ZM172 168V169H173ZM185 168H187V167H185ZM200 168V167H199ZM219 168V167H218ZM245 168V167H244ZM2 169V168H1ZM13 169H15V167L13 168ZM18 169V168H17ZM39 169V168H38ZM37 169V170H38ZM58 169V168H57ZM82 169H84V168H82ZM81 169V170H82ZM131 169V168H130ZM134 169V168H133ZM142 169V168H141ZM145 169V168H144ZM168 169H169V167H168ZM176 169V168H175ZM189 169V168H188ZM195 169H197V168H195ZM194 169V170H195ZM5 170V169H4ZM20 169H18V171H19ZM80 170V171H81ZM93 170V169H92ZM103 170V169H102ZM136 170H138V169H136ZM143 170V169H142ZM171 170V169H170ZM193 170V169H192ZM198 170V169H197ZM212 170V169H211ZM5 171H7V170H5ZM13 171V170H12ZM21 171H22V169H21ZM54 171V170H53ZM87 171V170H86ZM98 171V170H97ZM99 171H100V169H99ZM121 171L120 172H118V173H121ZM141 171V170H140ZM167 171V172H166ZM196 171V170H195ZM1 172H2V175H3V171L1 170ZM34 172H36V171H34ZM49 172V171H48ZM52 172V171H51ZM88 172H90V171H88ZM101 172V171H100ZM109 172H110V170H109ZM112 172V171H111ZM115 172H117V171H115ZM137 172V171H136ZM142 172V171H141ZM144 172H145V170H144ZM144 172H142V173H144ZM164 172V171H163ZM192 172V171H191ZM197 172V171H196ZM195 172V173H196ZM211 172V171H210ZM50 173V172H49ZM48 173V174H49ZM76 173V172H75ZM92 173V172H91ZM113 173H114V171H113ZM113 173H110L109 175H113L114 176V174ZM118 173H116V175H119ZM127 173V172H126ZM125 173V174H126ZM169 174H170V172H168ZM201 173V172H200ZM23 174V173H22ZM64 174V173H63ZM67 174V173H66ZM87 174V173H86ZM85 174V175H86ZM165 174H163L162 173V176L163 175H165ZM183 174V173H182ZM190 174V173H189ZM213 174V173H212ZM32 174H29L28 176L30 177ZM84 175V176H85ZM123 175V174H122ZM198 175V174H197ZM211 175V174H210ZM214 175V174H213ZM14 176V175H13ZM59 176V175H58ZM81 176H82V174H81ZM92 176V175H91ZM173 176H174V174H173ZM189 176V175H188ZM215 176V175H214ZM2 177V176H1ZM7 177V176H6ZM10 177H12V176H10ZM9 177V178H10ZM27 177V176H26ZM34 177H36V176H33V178ZM48 178H49V176H47ZM46 177V178H47ZM76 177H79V176H76ZM95 177V176H94ZM118 177V176H117ZM116 177V178H117ZM165 178H166V176H164ZM163 177V178H164ZM175 177V176H174ZM180 177V176H179ZM197 177H199V175L197 176ZM28 178V177H27ZM32 178V177H31ZM44 178V177H43ZM42 178V179H43ZM45 178V179H46ZM111 178V177H110ZM116 178H115V180H116ZM120 178V177H119ZM160 178V177H159ZM173 178V177H172ZM171 178V179H172ZM212 178V177H211ZM77 179V178H76ZM96 179V178H95ZM108 179V178H107ZM195 179V178H194ZM199 179V178H198ZM204 179H205V177L203 178V183H204ZM16 180V179H15ZM24 180V179H23ZM25 180H27L26 178H25ZM29 180V179H28ZM27 180V181H28ZM35 180H36V178H35ZM46 180H48V179H46ZM57 180V179H56ZM61 180V179H60ZM86 180V179H85ZM91 180V179H90ZM101 180V179H100ZM161 180V179H160ZM200 180H202V179H200ZM199 180V181H200ZM208 181H209V179H207ZM207 180H205V181H207ZM217 180V179H216ZM223 180H225V179H223ZM20 181H22V180H20ZM40 181V180H39ZM45 181V180H44ZM72 181V180H71ZM92 181V180H91ZM107 181V180H106ZM113 180H110L109 179V183L110 182H112ZM179 181V180H178ZM177 181V182H178ZM192 181V180H191ZM213 180H211V182H212ZM215 181V180H214ZM220 181H221V184H222V182L224 183L225 181H222L221 179H220ZM239 181V180H238ZM249 181V180H248ZM22 182H24V181H22ZM29 182V181H28ZM77 181H75V183H76ZM93 182V181H92ZM95 182V181H94ZM108 182V181H107ZM132 182H133V179H132ZM131 181H130V183H132ZM257 182V181H256ZM25 183H27V182H24V184ZM39 182H37L36 183V185L38 184ZM97 183V182H96ZM99 183V182H98ZM101 183V182H100ZM103 183V182H102ZM114 183V182H113ZM173 183V182H172ZM186 183H187V181H186ZM229 182H227V184H228ZM239 183V182H238ZM1 184V183H0ZM3 184H5V183H2V185ZM9 184V183H8ZM77 184H78V182H77ZM76 184V185H77ZM106 184V183H105ZM116 184V183H115ZM115 184H113L114 186H115ZM182 184V182L180 183V185ZM199 184V183H198ZM220 184V185H221ZM241 184V183H240ZM35 185V186H36ZM75 185V186H76ZM162 185H163V183H162ZM165 185V184H164ZM174 185V184H173ZM173 185H170V186H172V188L174 187ZM210 185V184H209ZM223 185V184H222ZM222 185H221V187H222ZM225 185V184H224ZM223 185V186H224ZM39 186V185H38ZM79 187H80V185H78ZM89 185H87L86 187H88ZM93 186V185H92ZM110 185L108 184V186H107V188L109 187ZM112 186V185H111ZM117 186V185H116ZM167 186H169V185H167ZM176 186V185H175ZM178 186V185H177ZM176 186V187H177ZM197 186V185H196ZM198 186H200V185H198ZM214 186V185H213ZM260 186V185H259ZM6 187V186H5ZM73 188H74V186H72ZM72 187H70V188H72ZM94 187V186H93ZM156 187V186H155ZM161 187V186H160ZM159 187V188H160ZM164 187V186H163ZM175 187V188H176ZM180 187V186H179ZM192 187V186H191ZM205 187V186H204ZM227 187V186H226ZM31 188V187H30ZM41 188V187H40ZM143 188V187H142ZM141 188V189H142ZM170 188V187H169ZM171 188V189H172ZM174 188V189H175ZM178 188V187H177ZM193 188H196V187H193ZM198 188H200V187H198ZM3 189V188H2ZM6 189H7V187H6ZM5 189V190H6ZM13 189V188H12ZM19 191H18V194H19V196H21L22 195V192H21V190L20 189H24V188H21V185L19 186ZM35 189H37V187H35ZM51 189H53V188H51ZM67 189V188H66ZM81 189H82V187H81ZM93 189H95V188H93ZM100 189H103V188H101V184H99V186H98V190H100ZM114 189H115V187H114ZM156 189V188H155ZM161 189V188H160ZM165 189V188H164ZM164 189L162 190V191H164ZM173 189V190H174ZM188 189V188H187ZM186 189V190H187ZM230 189V188H229ZM234 189H236V188H234ZM4 190V192H7V191H5ZM9 190V189H8ZM11 190V189H10ZM55 190V189H54ZM80 190V189H79ZM107 190V189H106ZM116 190V189H115ZM114 190V191H115ZM124 191H125V189H123ZM166 190H169L168 188L166 189ZM184 190V189H183ZM200 190V189H199ZM206 190V189H205ZM204 190V191H205ZM221 190V189H220ZM68 191V190H67ZM73 191H76V190H73ZM82 191H83V189H82ZM103 191V190H102ZM112 191V190H111ZM141 191V190H140ZM139 191V192H140ZM150 191V193L152 194L154 191H153V189L152 190H149ZM161 191V192H162ZM174 191H176V190H174ZM198 191V190H197ZM25 192V191H24ZM34 192V191H33ZM70 192V191H69ZM80 192V191H79ZM87 192V191H86ZM136 192H137V190H136ZM158 192V191H157ZM190 191H188V193H189ZM194 192H196L195 190H194ZM209 192V191H208ZM207 192V193H208ZM232 192V191H231ZM74 193V192H73ZM84 194H85V192H83ZM82 193V194H83ZM88 193V192H87ZM95 193H98V191L96 190V192ZM107 193V192H106ZM109 193V192H108ZM106 194V197H107V201L104 203L105 204V210H104V212H103V216H102V220H100L101 221V224L100 225H102V227L103 228H105V229H107V231L108 230H110L111 231V234H113V240H114V242L116 241L117 242V240H119V238H120V236L122 235L121 233H120V231H123V230H120V229H118V227L116 226H114V225H112V222H111V220L115 217L114 216V213H113V211H114V209H115V202H114V200L116 199V197H115V199L113 200L112 199V197L113 196H111V195H109V194ZM121 193V192H120ZM131 193V192H130ZM170 193L171 192H169V194L168 195H170ZM182 193V192H181ZM180 193V194H181ZM199 193V192H198ZM210 193V192H209ZM222 193V192H221ZM235 193V192H234ZM79 194V193H78ZM82 194H81V196H82ZM83 194V195H84ZM103 193H100V195H102ZM113 194V193H112ZM136 194V193H135ZM155 194V193H154ZM167 194V193H166ZM184 194V193H183ZM191 194V193H190ZM264 194V193H263ZM90 194H86V196H85V203H87V205L88 204H92V199H91V195L89 196ZM96 195H98V194H96ZM116 195H119V194H116ZM137 195V194H136ZM140 195H141V193H140ZM148 195V194H147ZM158 195H163L162 193L160 194V192H159V194ZM166 196L165 198H163V200H162V202L160 203V206H159V210H162V209H164V211H165V209L166 208H169L170 209V207H172L171 205V202L172 201H170V198H171V196L169 197V196ZM176 195H179V194H176ZM188 195V194H187ZM6 196H8V195H6ZM26 196V195H25ZM66 196V195H65ZM68 196V195H67ZM66 196V197H67ZM84 196L82 197V198H84ZM115 196V195H114ZM131 196H133V195H131ZM145 196V195H144ZM154 195H152L151 196V198H154V200L156 199L155 197H153ZM163 196H165V195H163ZM175 196V195H174ZM200 196H203V195H201L200 194ZM220 196V195H219ZM218 196V197H219ZM238 196V195H237ZM262 196V195H261ZM3 197V196H2ZM9 197V196H8ZM46 197H47V194H46ZM49 197V204H50V202H51V200H52V198H51V194L48 196ZM61 197V196H60ZM94 197H96L95 195H94ZM98 197V199H99V196H97ZM96 197V198H97ZM102 197V196H101ZM122 197V196H121ZM136 197V196H135ZM157 197H160V196H157ZM173 197V196H172ZM177 197V196H176ZM175 197V198H176ZM183 197V196H182ZM192 196L190 195L188 198H190V199H192L191 198ZM204 197V199H206L205 198V196H203ZM232 197H234V196H232ZM96 198H94V201L96 200ZM104 197H102V199H103ZM118 198V197H117ZM134 198V197H133ZM139 198V197H138ZM196 198V197H195ZM200 198V197H199ZM260 198V197H259ZM62 199V198H61ZM70 199V198H69ZM129 199V198H128ZM135 199V198H134ZM159 199V198H158ZM162 199V198H161ZM160 199V200H161ZM174 199V198H173ZM189 199V200H190ZM232 199V198H231ZM257 199V198H256ZM40 200V199H39ZM152 200V199H151ZM193 200V199H192ZM196 199H194V201H195ZM217 200H219V199H217ZM223 200V199H222ZM259 200V199H258ZM103 201H104V199H103ZM120 201H122V199L120 200ZM139 201H142V200H139ZM144 201H146L145 199H144ZM158 201V202H157ZM191 201V200H190ZM193 201V202H194ZM198 200H196V202H197ZM201 201H203V200H201ZM220 201V200H219ZM249 201V200H248ZM262 201V200H261ZM57 202V201H56ZM60 202V201H59ZM96 202V201H95ZM102 202V201H101ZM100 202V203H101ZM117 202V201H116ZM131 202H133V201H131ZM138 202V201H137ZM143 202V201H142ZM151 202V201H150ZM156 202L158 203H153V205H155L154 207H156V206H158L159 205V200H156ZM184 202V201H183ZM192 202V201H191ZM190 202V203H191ZM192 202V203H193ZM200 202V201H199ZM35 203V202H34ZM103 203V202H102ZM127 203H130L129 202V200H128V202ZM180 203V202H179ZM188 202H186V204H187ZM191 203V204H192ZM228 203V202H227ZM3 204H4V202H3ZM61 204H63V203H61ZM64 204H65V202H64ZM140 204V203H139ZM138 204V206H140ZM157 204V205H156ZM182 204V203H181ZM180 204V205H181ZM196 204V203H195ZM204 204V203H203ZM229 204V203H228ZM227 204V205H228ZM257 204V203H256ZM264 204V203H263ZM263 204H261V205H263ZM86 205V207H88ZM136 205V204H135ZM146 205V204H145ZM145 205H143L142 204V206H145ZM184 205V204H183ZM199 204H197V206H198ZM247 205V204H246ZM260 205V206H261ZM92 206H93V204H92ZM137 205H136V207H138ZM142 206H140V207H142ZM151 206V205H150ZM191 206H193V204L191 205ZM201 206V205H200ZM200 206H198V207H200ZM5 208H6V206H4ZM3 207V208H4ZM27 207V206H26ZM31 207V206H30ZM126 206L124 205V208H125ZM128 207V206H127ZM131 207H133L132 205H131ZM135 207V208H136ZM174 207V206H173ZM184 207V206H183ZM198 207H194L195 208V210L198 208ZM202 207V206H201ZM2 208V209H3ZM60 208V207H59ZM73 208H75V207H73ZM72 208V209H73ZM81 208V207H80ZM145 208V207H144ZM147 208V207H146ZM150 207H149V205H148V209H149ZM180 208H182V207H180ZM189 208H190V205H189ZM264 208V207H263ZM75 209H77V208H75ZM75 209H73V211H75ZM120 209V208H119ZM125 209H127V208H125ZM130 209V208H129ZM139 209V208H138ZM141 209V208H140ZM148 209L146 210L147 212H148ZM193 209V208H192ZM262 209V208H261ZM63 210V209H62ZM78 210H80V209H78ZM82 210V209H81ZM131 210V209H130ZM135 210H137V209H135ZM174 210V209H173ZM176 210V209H175ZM183 209H181L179 212L181 213V211H182ZM194 210V211H195ZM199 210V209H198ZM1 212H2V210H0ZM73 211H71V213H73ZM124 211V210H123ZM134 211V210H133ZM132 211V212H133ZM138 211V210H137ZM137 211H135V213L137 212ZM141 211H142V209H141ZM145 211V210H144ZM144 211H142V212H144ZM185 212L187 211V212H189V209L187 210V209H185L184 210ZM183 211V212H184ZM193 211V210H192ZM191 211V212H192ZM193 211V212H194ZM233 211V210H232ZM259 211V210H258ZM55 212V211H54ZM59 212V211H58ZM58 212L57 213H55L56 215L58 214ZM101 212V213H102ZM117 212H119V211H117ZM125 212H126V210H125ZM131 212V213H132ZM146 212V213H147ZM168 212L169 211H167L166 213L168 214ZM182 212V213H183ZM193 212L192 213H190L191 214V216L193 215ZM3 213H5V212H3ZM10 213V212H9ZM8 213V215H10ZM51 213H53V212H51ZM71 213L69 214V215H71ZM75 213V212H74ZM73 213V214H74ZM79 213H81V211L80 212H78V214ZM92 213V212H91ZM128 213V212H127ZM139 213H140V211H139ZM149 213V212H148ZM155 213V212H154ZM162 212L160 211V214H161ZM165 213V212H164ZM166 213L164 214V215H166ZM170 214H171V212H169ZM188 213V214H189ZM194 213H196V211L194 212ZM198 213H199V211H198ZM242 213V212H241ZM261 213V212H260ZM30 214V213H29ZM47 214V213H46ZM54 214V213H53ZM77 214V215H78ZM84 214V213H83ZM94 214V213H93ZM92 214V215H93ZM124 214V213H123ZM137 214V213H136ZM141 214V213H140ZM156 214V213H155ZM177 214V213H176ZM179 214V213H178ZM184 214V213H183ZM5 215V214H4ZM7 215V216H8ZM39 215V214H38ZM66 215V214H65ZM68 215V214H67ZM68 215V216H69ZM77 215H75L76 217H77ZM87 215V214H86ZM90 215V214H89ZM91 215V216H92ZM112 215L114 216L113 218H112ZM117 215V214H116ZM129 215V214H128ZM139 215V214H138ZM146 214L144 213V215L143 216H145ZM148 215V214H147ZM146 215V216H147ZM149 215H150V213H149ZM158 216H159V213L157 214ZM157 215L155 216L154 215V217H155V219H153V217L151 218V219H153V220H158V218H156L157 217ZM162 215V214H161ZM164 215H163V217H164ZM173 215H174V213H173ZM60 216V215H59ZM80 216H82L81 214H80ZM88 216V215H87ZM123 215H121V217H122ZM132 216V215H131ZM130 216V217H131ZM140 216V215H139ZM167 216V215H166ZM261 216H263V215H261ZM55 218H56V216H54ZM65 217V216H64ZM63 217V218H64ZM74 217V216H73ZM78 217H79V215H78ZM82 217H84V215L82 216ZM93 217H94V215H93ZM124 217V216H123ZM138 217V216H137ZM140 217H142V216H140ZM148 217V216H147ZM182 217V216H181ZM196 217V216H195ZM198 217H200V216H198ZM201 217H203V216H201ZM200 217V218H201ZM6 218V217H5ZM54 218V219H55ZM62 217H60V219H61ZM67 217H65V219H66ZM91 218V217H90ZM89 218V219H90ZM95 218V217H94ZM112 218V219H111ZM173 218V217H172ZM171 218V219H172ZM183 218V217H182ZM187 218V217H186ZM185 218V219H186ZM204 218V217H203ZM217 218V217H216ZM236 218V217H235ZM248 218V217H247ZM261 218V217H260ZM92 219V218H91ZM111 219V220H110ZM140 219V218H139ZM145 219V218H144ZM167 219H169V218H167ZM177 219V218H176ZM230 219V218H229ZM252 219V218H251ZM259 219V218H258ZM257 219V220H258ZM56 220V219H55ZM68 220V219H67ZM79 223H81L80 222V219H76ZM84 220H85V218H84ZM97 220V219H96ZM115 220H117V219H115ZM125 220V219H124ZM126 220H127V218H126ZM141 220V219H140ZM147 220V219H146ZM146 220H145V222H146ZM160 220V219H159ZM217 220V219H216ZM241 220V219H240ZM248 220V219H247ZM95 221V220H94ZM120 221H122V220H120ZM136 221V220H135ZM147 221H149V220H147ZM169 221H170V219H169ZM168 220H167V222H169ZM180 221H181V219H180ZM189 221H191V220H188V222ZM192 221H194V219L192 220ZM198 221V220H197ZM211 221V220H210ZM41 222V221H40ZM58 222H59V220H58ZM61 222V221H60ZM59 222V224H61ZM68 222H69V220H68ZM90 222V221H89ZM87 223V224H90V223ZM115 222V221H114ZM132 223H134V221H131ZM152 222V221H151ZM158 222V221H157ZM174 222V221H173ZM178 222H179V220H178ZM213 222V221H212ZM247 222V221H246ZM2 223V222H1ZM4 223V222H3ZM43 223V222H42ZM77 223V222H76ZM96 223V222H95ZM99 223V218H98V222L96 223V225ZM122 223V222H121ZM153 223V222H152ZM181 223V225L183 224L182 222H180ZM199 223V222H198ZM230 223V222H229ZM264 223V222H263ZM44 224V223H43ZM64 223H62L61 225H63ZM82 224H85V223H82ZM135 224V223H134ZM138 224V223H137ZM141 224V223H140ZM139 224V225H140ZM149 224V226L151 227V225H150V222L148 223ZM154 224V223H153ZM159 224V223H158ZM173 224V223H172ZM178 224V223H177ZM187 224V223H186ZM195 223H193V225H194ZM224 224V223H223ZM247 224V223H246ZM44 225H46V224H44ZM44 225H42V226H44ZM60 225V226H61ZM66 225V224H65ZM124 225V224H123ZM136 225V224H135ZM141 225H144V223L143 224H141ZM141 225L140 226H137V227H141ZM156 225V224H155ZM155 225H153V226H155ZM180 225V224H179ZM215 225V224H214ZM263 225V224H262ZM3 226V225H2ZM76 226H78V225H76ZM120 226H122L121 224H120ZM128 226V225H127ZM126 226V227H127ZM130 226H131V224H130ZM133 226V225H132ZM148 226V225H147ZM146 226V227H147ZM148 226V227H149ZM165 226V225H164ZM168 226V227H167ZM166 226V229L167 228H169L170 229V227H169V225H167ZM174 226H176L175 224H174ZM223 226V225H222ZM23 227V226H22ZM45 227V226H44ZM95 227H97V226H95ZM136 227V228H137ZM163 227V226H162ZM177 227H180V226H178L177 225ZM191 228L190 226H187L186 228ZM194 227V226H193ZM192 227V228H193ZM246 227V226H245ZM262 227V226H261ZM264 227V226H263ZM40 228H41V226H40ZM48 228V227H47ZM76 228V227H75ZM152 228V227H151ZM150 228V229H151ZM181 228V227H180ZM184 228V227H183ZM191 228V229H192ZM195 228V227H194ZM198 228H200V226L198 227ZM69 229H71V227H69ZM72 229H74V228H72ZM87 230L89 229V228H86ZM86 229H84L85 231H86ZM93 229V228H92ZM95 229V228H94ZM99 230H101L100 229V227L98 228ZM105 229H104V231H105ZM132 228H130V230H131ZM138 229V228H137ZM136 229V230H137ZM142 229H144V227H142ZM149 229V228H148ZM149 229V231H147V229H146V231L147 232H149L148 234H149V239L151 240V234H152V232H151V234H150V230ZM159 229V228H158ZM157 229V230H158ZM174 229V233H175V227H173L172 228V230ZM178 230H179V228H177ZM256 229H258L257 227H256ZM259 229H260V227H259ZM36 230H37V228H36ZM35 230V231H36ZM63 230V229H62ZM66 231H67V233H66V231H65V233L66 234H68V232H71V231H68L67 229H65ZM82 230H83V228H82ZM98 230V231H99ZM120 230V231H119ZM129 230V231H130ZM145 230V229H144ZM163 230V229H162ZM171 230V229H170ZM183 230V229H182ZM185 230V229H184ZM184 230L183 231H181V232H183V233H185L186 232V230H185V232H184ZM232 230V229H231ZM244 230V229H243ZM39 231V230H38ZM74 231H77V230H73V233H74ZM85 231H81V232H85ZM128 231V230H127ZM141 231V230H140ZM159 231V230H158ZM199 231V230H198ZM197 230L195 231L194 230V232H198ZM202 231V230H201ZM264 231V230H263ZM262 231V232H263ZM88 232V231H87ZM87 232H85V235H88L87 234ZM93 232V231H92ZM113 232V233H112ZM141 232H143V231H141ZM154 232V231H153ZM160 232V231H159ZM159 232L157 233V237H158V234H159ZM161 232H163V231H161ZM172 232V231H171ZM177 232V231H176ZM187 232H188V230H187ZM187 232H186V234H187ZM226 232H228V231H226ZM225 232V233H226ZM230 232V231H229ZM228 232V233H229ZM38 233V232H37ZM64 233V232H63ZM77 233V232H76ZM90 233V232H89ZM104 233V232H103ZM106 233V232H105ZM105 233H104V235H105ZM138 233V232H137ZM136 233V234H137ZM183 233H182V235H183ZM191 233H193V232H191ZM242 233V232H241ZM246 233V232H245ZM39 234V233H38ZM66 234H64V236L63 237H65L66 236ZM71 234V233H70ZM78 234H80L79 232H78ZM96 234V233H95ZM100 234H101V232H100ZM128 234V233H127ZM143 235H144V233H142ZM141 234V235H142ZM148 234L145 232V235L146 236H144V237H147L148 236ZM154 234V233H153ZM180 234V233H179ZM190 233H188V235H189ZM233 234V233H232ZM257 234V233H256ZM69 235V234H68ZM91 235V234H90ZM94 235V234H93ZM96 235H98V234H96ZM103 235V234H102ZM102 235H100L101 237H102ZM124 235V234H123ZM181 235V234H180ZM224 235V234H223ZM234 235V234H233ZM233 235H232V237H233ZM259 235V234H258ZM36 236H37V234H36ZM39 236V235H38ZM75 236H76V234H75ZM95 236V235H94ZM125 236V235H124ZM163 237H164V235H162ZM169 235H166L165 234V237H168ZM176 236V235H175ZM179 236V235H178ZM226 236H227V234H226ZM225 236V237H226ZM229 237L231 236V235H228ZM235 236V235H234ZM13 237V236H12ZM27 237V236H26ZM58 237V236H57ZM62 237V236H61ZM69 237V236H68ZM83 237V236H82ZM87 237V236H86ZM91 237V236H90ZM97 237V236H96ZM94 238V239H98V237L97 238ZM104 237V236H103ZM143 237V236H142ZM143 237V238H144ZM153 237V236H152ZM162 237V238H163ZM185 237H187L188 239H189V237L188 236H185ZM193 236H190V238H192ZM224 237V238H225ZM258 237V236H257ZM24 238V237H23ZM80 238V237H79ZM84 238V237H83ZM87 238H89V237H87ZM175 237H173L172 239H174ZM179 238V237H178ZM238 238H240V237H238ZM262 238V237H261ZM58 238H56V240H57ZM69 239H71V237L69 238ZM85 239V238H84ZM93 239V240H94ZM99 239H100V237H99ZM140 239V238H139ZM139 239H138V241H139ZM144 239H146V238H144ZM153 239V238H152ZM169 239V238H168ZM182 239H184V238H182ZM230 239V238H229ZM234 239H236L237 240V238H234ZM24 240H28V239H24ZM72 240V239H71ZM71 240H69V241H71ZM87 240H89V239H87ZM92 240V239H91ZM91 240H89V241H91ZM113 240H112V242H113ZM136 240H137V238H136ZM135 240V241H136ZM141 240V239H140ZM162 240V239H161ZM164 240V239H163ZM162 240V241H163ZM171 240V239H170ZM175 240V239H174ZM245 240H247V239H245ZM75 241H77V240H75ZM88 241V242H89ZM106 241V240H105ZM142 241V240H141ZM147 241V240H146ZM149 241V240H148ZM155 241H157V240H155ZM154 241V242H155ZM161 241V242H162ZM181 241V240H180ZM187 241V240H186ZM185 241V242H186ZM190 241V240H189ZM232 241V240H231ZM239 241V240H238ZM243 241V240H242ZM252 241H256V240H253L252 239ZM24 242V241H23ZM30 242V241H29ZM81 242V241H80ZM111 242V241H110ZM109 242V243H110ZM108 243L107 244V246H105L106 248H105V250L103 251L104 253H105V255H107V253L109 254V252H110V247H111V245L112 244H114V243ZM133 242V241H132ZM137 242V241H136ZM154 242H152V243H154ZM160 242V243H161ZM164 242V241H163ZM162 242V244H164V245H162V246H164L165 247V243H163ZM166 242V241H165ZM235 242H237V241H235ZM258 242V241H257ZM31 243V242H30ZM63 243H65V242H63ZM62 243V244H63ZM90 243V242H89ZM93 243V242H92ZM92 243L90 244V245H92ZM97 243H98V241H97ZM105 243V242H104ZM103 243V244H104ZM135 243V242H134ZM139 243H140V241L138 242V245H139ZM166 243H168V240H167V242ZM187 243V242H186ZM231 243V242H230ZM27 244H28V241H27ZM46 244V243H45ZM51 244V243H50ZM53 244V243H52ZM61 244V245H62ZM75 244V243H74ZM81 244V243H80ZM94 244V243H93ZM116 244V243H115ZM145 244V243H144ZM151 244V243H150ZM184 244V243H183ZM54 245V244H53ZM75 245H77V243L75 244ZM74 245V246H75ZM106 245V244H105ZM117 245V244H116ZM134 245V244H133ZM146 245H147V243H146ZM154 245H155V243H154ZM160 245V244H159ZM186 245V244H185ZM245 245H247V244H245ZM79 245H77V247H78ZM98 247H99V245H97ZM144 246V245H143ZM181 246V245H180ZM187 246V245H186ZM26 247H27V245H26ZM100 247H101V245H100ZM103 247V246H102ZM114 247H115V245H114ZM114 247H113V249H114ZM141 247V246H140ZM139 247V248H140ZM149 247H152V246H148V248ZM159 247V246H158ZM169 247V244H167V248ZM176 247V246H175ZM192 247V246H191ZM264 247V246H263ZM3 248V247H2ZM79 248V247H78ZM94 248H95V246L93 245L92 246V249L94 250ZM104 248V247H103ZM102 248V249H103ZM163 247H161V249H162ZM170 248V247H169ZM168 248V250L170 251V249ZM193 248V247H192ZM219 248V247H218ZM243 248V247H242ZM24 249V248H23ZM22 249V250H23ZM48 249V248H47ZM52 249V248H51ZM91 249V248H90ZM99 248H97V250H98ZM101 249V250H102ZM138 249V248H137ZM136 249V250H137ZM142 250H143V248H141ZM140 249V250H141ZM150 249V248H149ZM149 249H147V250H149ZM155 249V248H154ZM157 249H159V248H156V250ZM160 249V250H161ZM165 249V248H164ZM171 249H173V248H171ZM183 249V248H182ZM181 249V250H182ZM258 249H259V247H258ZM43 250V249H42ZM100 250V249H99ZM135 250V249H134ZM135 250V251H136ZM152 250V249H151ZM167 250V251H168ZM174 250V249H173ZM236 250H237V248L233 251L234 252V256H236ZM48 251V250H47ZM72 251V250H71ZM92 251V250H91ZM130 251H131V249H130ZM138 251V250H137ZM144 251V250H143ZM150 251V250H149ZM166 251V253H168ZM42 252V251H41ZM96 252V251H95ZM98 252V251H97ZM124 252H126V251H124ZM128 252V251H127ZM155 252V251H154ZM153 252V253H154ZM171 252V251H170ZM200 252V251H199ZM198 252V253H199ZM231 252V251H230ZM229 252V253H230ZM47 253V252H46ZM50 253V252H49ZM73 253V252H72ZM151 253V252H150ZM153 253H152V255H153ZM215 253V252H214ZM218 253V252H217ZM221 253V252H220ZM239 253V252H238ZM4 254H6V253H4ZM39 254H41V253H39ZM71 253H69V251H67V254H64V255H66L64 258L65 259H63L62 258V262H60V261H57V260H55V261H57V262H55L54 264H72V263H70V262H67L68 261V258L70 259L72 256V254L70 255ZM93 253H91V255H92ZM96 254H98V253H96ZM103 254V253H102ZM124 254V253H123ZM122 254V255H123ZM127 254V253H126ZM125 254V255H126ZM138 254H140V252H138ZM142 254V253H141ZM155 254V253H154ZM169 254H172V253H169ZM240 254H242V253H240ZM264 254V253H263ZM43 255V254H42ZM50 255V254H49ZM49 255H46V256H49ZM51 255H53V254H51ZM50 255V256H51ZM75 255V254H74ZM93 255H95V254H93ZM104 255V254H103ZM112 255V254H111ZM134 255V254H133ZM151 255V256H152ZM155 255H158V253L157 254H155ZM232 255V254H231ZM54 256V255H53ZM71 256V257H70ZM88 256V255H87ZM131 256V255H130ZM136 256H138V255H136ZM148 256V255H147ZM150 256V255H149ZM167 257H168V255H166ZM8 257V256H7ZM38 257V256H37ZM43 257V256H42ZM93 257V256H92ZM108 257H109V255H108ZM116 257V256H115ZM131 257H133V256H131ZM142 257V256H141ZM167 257H166V259H167ZM169 257H170V255H169ZM231 257V256H230ZM1 258H2V256H1ZM90 258V257H89ZM148 258H150V257H148ZM179 258V257H178ZM210 258V257H209ZM214 258V257H213ZM237 258H239L238 257V255H237ZM245 258V257H244ZM243 258V259H244ZM254 258V257H253ZM47 259V258H46ZM46 259H43V260H46ZM51 259V258H50ZM53 259V258H52ZM51 259V260H52ZM75 259V258H74ZM78 259V258H77ZM80 259V258H79ZM93 259V258H92ZM125 261H122V262H127L126 260L127 259H125V258H123ZM152 259V258H151ZM155 259V258H154ZM169 259H171V257L169 258ZM236 259V258H235ZM7 260V259H6ZM71 260V259H70ZM81 260V259H80ZM89 260V259H88ZM239 260V259H238ZM3 261H5L4 259H3ZM73 261V260H72ZM111 261V260H110ZM118 261V260H117ZM116 261V262H117ZM135 261H138V258H137V260H135ZM140 261V263H142L143 262V264L144 263H147V262H144V261H142V260H139ZM142 261V262H141ZM153 261V260H152ZM162 261H163V259H162ZM162 261H160V262H162ZM167 261V260H166ZM177 261V260H176ZM255 261V260H254ZM11 262V261H10ZM9 262V263H10ZM75 262V261H74ZM76 262H77V260H76ZM83 263H84V261H82ZM89 262V261H88ZM114 262V261H113ZM119 262V261H118ZM121 262V261H120ZM119 262V263H120ZM148 262H150V261H148ZM235 262V261H234ZM248 262V261H247ZM4 263V262H3ZM45 263H47V262H45ZM79 263V262H78ZM81 263V262H80ZM82 263V264H83ZM96 263H98L97 261H96ZM104 263H107V262H104ZM104 263H102V264H104ZM118 263V264H119ZM133 263V262H132ZM137 264L139 263V262H136ZM152 263V262H151ZM150 263V264H151ZM156 263V262H155ZM159 263V262H158ZM201 263V262H200ZM5 264V263H4ZM13 264V263H12ZM23 264V263H22ZM50 264V263H49ZM93 264V263H92ZM115 264V263H114ZM117 264V263H116ZM157 264V263H156ZM160 264V263H159ZM210 264V263H209Z\"/></svg>","mask_w":264,"mask_h":264}]
</instances>
